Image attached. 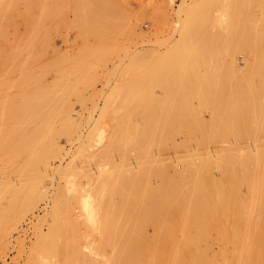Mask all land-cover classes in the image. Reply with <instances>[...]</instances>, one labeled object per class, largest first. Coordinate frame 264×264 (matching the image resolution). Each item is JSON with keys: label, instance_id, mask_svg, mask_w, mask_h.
Returning <instances> with one entry per match:
<instances>
[{"label": "bare ground", "instance_id": "6f19581e", "mask_svg": "<svg viewBox=\"0 0 264 264\" xmlns=\"http://www.w3.org/2000/svg\"><path fill=\"white\" fill-rule=\"evenodd\" d=\"M53 1H55L54 2V4L56 3L57 4V2H58V0H57V2H56V0H51V2H53ZM105 2L106 3V1H107V3H108V1L109 0H59V3H60V5H58V8L57 7H55V5L53 4V3H47V2H45V0H0V40L2 39L5 43L4 44H6V43H8L7 45H8V47H7V52L6 51H4L3 50V47L2 48H0V70L2 69L3 71L5 70L6 71V68H8V70H11L12 71V69H15V68H18V69H20L21 70V68H22V70L26 67V70L24 71V72H22L21 73V78L22 79H20V78H18V80L20 81H18L19 82V84L20 85H22V84H25L26 86L25 87H27V91H24V90H26L25 89V87H23L24 89H23V91H24V93L25 92H27V94L26 95H28L27 97L28 98H26V100H24V102H23V100L22 99H24L23 97H21V99H18L19 101L21 100L22 102L20 103L19 101H17V103H19V104H16V101H11L10 99H12L11 97H20V95L19 94H17L18 96H16V95H14V93H11L12 95L10 96V95H8L7 97H8V101H10L9 103H10V105L12 104V103H14L15 102V105H13L12 104V106H11V108H10V105L9 106H7V109H11V111H10V114H9V112H7L6 110H5V107H1V108H4L3 109V111L5 110V112L7 113V114H9V116H11V118H10V122H12L11 123V127H6L5 126V128H7V130L5 129V130H3L4 129V126H2L3 127V133H2V130H1V132L0 133H2V135H5L6 133H9L8 135H6V137L8 138V136L10 137H12V139H10V138H8V142L7 141H5V146H6V148L10 145V147H8V148H10V150H9V152H8V154L11 152V155L12 156H10V154H9V156H8V158L10 159V157L11 158H13L14 160L16 159V158H18V157H20V156H22L23 158H22V162L20 161V165H16L14 168H13V170H12V174L14 173L16 176H18V178H19V182H20V186L22 187V188H20V189H15V187L13 188V186H11V184L9 183V181L8 180H2V177H1V180H2V183H0L1 185H0V239L5 235V233H6V231H7V228L9 227V225H11V224H13V223H15L16 221H17V216L18 215H20L19 213L20 212H22L23 210H24V208H26V207H28L29 205H30V203L33 201V199L34 198H39L40 196H41V193H42V191H41V193L40 192H38L37 191V188H39V186L38 185H40V187H42L43 188V182L45 181V175L44 174H41L40 172L42 171H46V168H47V165L49 164V159L51 158V157H54V156H56V154L57 153H59V151H60V148H59V146H58V142H57V140H59V139H57V137L58 136H60V135H62V134H65V135H69V133H70V131H71V126H72V123L73 122H69V121H67L68 120V118H69V114H67L68 113V108H69V110L71 109L70 108V106H68V104L66 105V106H64V102L61 104V105H59L58 104V102H57V96H56V93L58 92H60L59 91V89L60 90H64V91H66L65 90V88L67 89V86L65 87L63 84H65V83H62L61 82V84H62V86H61V88L59 87V88H57L58 89V91H56V88H54L53 86L55 85V84H57L58 82H57V79H58V81H60V75L58 76V74H57V76H58V78L57 79H55L56 80V83H55V80L53 81V83H55V84H53V89H55V91L54 90H48V88L47 87H45L44 85H42L41 83L43 82L42 80L44 79H42V75H40L39 73H34L33 72V69L31 68V66L29 65V63H31V61H33L31 58V51H32V49L34 48V47H36V49L38 48L37 46L38 45H40V43L42 44L43 43V41H42V38L41 37H45V38H47L48 37V35H50V31L48 32L47 30L48 29H50V28H47V22H46V20L48 21V19H49V21H52L55 17H53V14L56 16L58 13V15H62L63 16V7L64 8H66V6H68L69 7V9L71 10V11H73L75 14L73 15V14H71V15H73L72 17H74L75 15V17H74V20L73 21H70L69 22V24H68V21L66 22V20L65 21H63V23L65 24V22H66V24L64 25L63 24V26H66L67 24L68 25H70L71 24V22L72 23H74L73 24V26H77L76 28H78V26H81L82 28V30L80 31L81 33H83V34H85V33H87L88 32V30L91 28V32L89 33L88 32V34L90 35H92V33L94 34V36H95V39L96 40H98V43H92V45L91 44H89L90 45V47L88 46V44L87 45H84L83 44V46H84V49H83V47H82V50H80L79 51V53H78V55H77V57H74V56H76V55H70V56H72V57H74V58H72V57H70V56H68V57H66L65 55L66 54H64V56H61V54L60 53H64V52H59V57L57 56L58 54H56L55 55V58H56V56L58 57V58H60V60H58V61H60L61 62V64L64 62V64L67 62V60H65V58L66 59H68L69 60V58H72V59H70V61L72 60V63H70V64H67L68 66L69 65H71L72 66V68H71V72L73 73L74 72V74H76V75H74V77H72L73 79L75 78V76L77 77V80L80 78H82L83 79V77H80V75L79 74H82V73H84L85 71H87L86 72V75H84V74H82V75H84L85 76V78H90V80H92L93 79V74L95 73L93 70L95 69L94 67H97V65L99 66V64H100V62L102 61L103 62V64H104V62H106V61H108L109 62V58L112 56V54L114 53V50L115 49H117L118 47H116L115 45H117V42H116V39H115V41H113V39L114 38H116V34H118V35H120V34H124V35H128L129 36V34H130V32H131V30H132V28L134 29V27L132 26V25H130V23L131 22H129L130 20H129V18H128V16L130 17V15H128L127 16V14H126V12H125V9H124V11L122 10V4L125 2H122V0H121V2H122V4H119L118 5V7L120 8V6H121V10L119 9V11L117 10V6H116V3H115V1H114V3H115V7L113 8V9H111L112 7H110V9L112 10V12L110 11V9H109V7H108V9H107V7H106V5L105 4H103V3H101V2ZM112 1V4L111 3H109V5H113V0H111ZM219 2H222L221 0H218ZM227 0H223V2L225 3ZM238 1V0H237ZM236 1V2H237ZM240 1V0H239ZM250 1V0H249ZM248 1V2H249ZM251 1H253V0H251ZM250 1V2H251ZM261 1V0H260ZM262 1H264V0H262ZM48 2H50V0H48ZM110 2V1H109ZM193 2V1H192ZM219 2H217L216 0H195L194 1V3L193 4H191L190 2H187V3H190V4H187L186 2H185V0L182 2V5L181 6H178L179 8L181 7L182 8V10L185 12L183 15H185V16H183V17H181L182 19L181 20H178L177 21V18L179 19V16L181 15H179L178 17H176V24H175V26H173L174 28L172 29L173 31L170 33L171 35H167V36H169V37H167V39H166V37H165V39H163V40H167V42H165V44H163L165 47L167 46L168 48H165L162 52H160L159 51V47H158V45L157 44H152V45H150V46H147V47H144V48H140V49H137V50H134V51H129L128 50V52L126 53V54H128L127 56L128 57H130L129 59H127V60H131V58L132 59H134V60H137V62H138V58H140L139 60L140 61H142L141 60V58H147V56H152V57H150L149 59H151V58H153L154 60L151 62V60H150V62L151 63H153V62H155V61H160L161 62V60L163 61L164 59L165 60H168V61H170L171 63H173V64H171L170 66V68H171V70L172 71H174V70H176L175 72H178L179 71V73H180V70H182L184 67L186 68H188V69H191V70H195V69H198V68H196V67H194L195 65L194 64H197L195 61H197V59H198V57L199 56H201V55H207L208 57L210 56V58H211V55L210 54H212L213 56L212 57H214V51L215 50H217L218 51V46L217 45H219L218 44V42L220 43V40H218L219 39V37H220V39L222 38V40L224 41H222L221 43V45H223V46H221L222 47V49H224V50H221V48L219 49V51H223L222 53L221 52H217L218 54H220L219 56L221 57V58H223V59H229L228 60V63H231V65L229 64V67H230V71L232 72V70L234 71H236V69L238 68H236V69H234V67H233V60H234V54L236 53V54H238L237 52H235L234 53V51H236L237 49H238V47H239V44L240 43H237L238 41H236V40H239V39H241V36H238V32H239V30H237L236 28H235V25H234V21H235V23L237 22L238 23V21H236V19L238 18V11H237V6H236V4H235V0H232V1H230V0H228L227 2H228V4H227V7H228V12L227 13H225L224 11H222V12H224L225 13V15L227 16V18H226V16L225 15H223L224 13H221V11L220 10H223L224 8L223 7H225V6H223L222 8L223 9H217V10H215V11H217L218 12V10H219V12H220V15L222 14L224 17H221L220 15H219V18L218 19H220L221 18V20H223L222 22H224V19H222V18H225V19H227L226 20V23L224 24V23H222V22H219V20L217 19V17L218 16H216V15H211V9L213 8V10H214V8H215V6H217L218 4L217 3H219ZM226 2V3H227ZM140 3V2H139ZM217 5H216V4ZM238 3V2H237ZM239 3H241V2H239ZM244 3H245V0H244ZM253 3V2H252ZM257 3H259L258 2V0H257ZM262 3V2H261ZM49 4H53V5H51V6H54V12H56L57 14H55L54 12H52L51 13V11H49L52 7H50V9L48 10V8L49 7H47ZM219 4H221V3H219ZM255 4H256V2H255ZM56 5V6H57ZM127 5V4H126ZM129 5V4H128ZM262 5V4H261ZM18 6V10H16V7ZM50 6V5H49ZM183 6V7H182ZM240 6V5H239ZM242 6V5H241ZM245 6V5H244ZM59 7H61V10H59L60 8ZM67 7V8H68ZM73 8V10L71 9V8ZM131 7H133V6H131ZM262 7V6H261ZM10 8V9H9ZM22 8V9H21ZM55 8H57L56 9V11H55ZM116 8V9H115ZM127 8H129V7H127ZM138 8H140L139 6H138ZM242 8V7H241ZM253 8V7H252ZM262 8H264V7H262ZM53 9V8H52ZM130 9V8H129ZM136 9V8H135ZM141 9V8H140ZM258 9H259V7H258ZM113 10H116L117 12H113ZM131 10H133V9H131ZM137 10V9H136ZM158 10V9H157ZM161 10V9H160ZM178 10V9H177ZM181 10V11H182ZM213 10H212V12H213ZM246 10V9H245ZM245 10H244V13H245ZM58 11H60V12H58ZM66 11V10H65ZM68 11V10H67ZM126 11H127V13H129V11L126 9ZM138 11V10H137ZM181 11H177V12H181ZM214 11V12H215ZM240 11V10H239ZM256 11V10H255ZM259 11V10H258ZM62 12V14H60ZM135 12V11H134ZM145 12V11H144ZM216 12V13H217ZM69 13V12H68ZM141 14H139V15H143L142 14V12H140ZM148 13V12H147ZM156 14H158L159 13V11H156L155 12ZM165 13V12H164ZM163 13V14H164ZM252 13H254V10L252 11ZM130 14V13H129ZM131 14H132V12H131ZM166 14V13H165ZM260 14H261V11L259 12V17H260ZM14 15L16 16V15H18L19 17L20 16H22V18H23V23H24V25H25V29L24 28H22V29H24L25 30V34L21 37V38H15V33H14V30L15 29H13V28H15V24H14ZM135 15V13L132 15V16H134ZM146 15V14H145ZM167 15V14H166ZM178 15V14H177ZM242 15V14H241ZM241 15H240V17H241ZM247 15V14H246ZM249 15V14H248ZM256 15H257V13H256ZM255 15V16H256ZM245 16V15H244ZM244 16H242V18L244 17ZM251 16V15H250ZM17 17V16H16ZM60 18H61V16H59ZM59 17L57 16L56 18H57V21L56 22H58V21H60V20H58L59 19ZM65 17V16H64ZM137 17H139V16H137ZM213 17H216L215 18V22H214V20H213ZM252 17V16H251ZM257 17V16H256ZM68 18V17H67ZM245 18H247V17H245ZM262 18H264V15H262L261 16V19ZM52 19V20H51ZM72 19V18H71ZM140 19V18H139ZM216 19H217V21L219 22V23H217L216 22ZM250 19V18H249ZM252 19V18H251ZM63 20V19H62ZM62 20L60 21V22H62ZM257 20V19H256ZM260 20V19H259ZM258 20V21H259ZM262 20H264V19H262ZM242 21V20H241ZM246 21V20H245ZM261 21V20H260ZM56 22H54L55 24H56ZM136 22H138V19H137V21ZM240 22V21H239ZM22 23V24H23ZM59 23V22H58ZM56 24L55 26L56 27H54V28H57V25H58V27H59V25H61V24ZM76 23V24H75ZM215 23H217L218 25L221 23V24H223V25H221V27L223 26L224 27V25H226L224 28H222V29H224V30H226V33L224 34V33H222V35L221 36H217V37H214L213 35L216 33V35H217V32H222V31H217V30H215L214 31V29H209L210 31H212L214 34L213 35H211L212 34V32L211 33H209V31L208 32H206V30H208V27H210V26H212V25H214ZM247 23V22H246ZM45 24H46V28H45ZM49 24V23H48ZM239 24V23H238ZM242 24V23H241ZM252 24V23H251ZM260 22L257 24V27H259L260 25ZM66 26V28L67 27H69V26ZM240 25V24H239ZM239 25H238V27H239ZM250 25V24H249ZM259 25V26H258ZM52 26V25H51ZM135 26V25H134ZM241 26V25H240ZM253 26V25H252ZM261 26H264V25H261ZM260 26V27H261ZM70 27H71V25H70ZM86 27H88V30H86L87 28ZM250 27V26H249ZM254 27V26H253ZM53 28V27H52ZM62 28H65V27H62ZM61 28V29H62ZM84 28V29H83ZM193 28H196L194 31H196V32H194V31H192V32H194V33H192L191 34V32H190V30H192ZM207 28V29H206ZM252 28V27H251ZM255 28V27H254ZM261 28H264V27H261ZM47 29V30H46ZM70 29V28H69ZM243 29H245V27L243 28ZM249 29V28H248ZM255 29H257V28H255ZM44 30V32L46 33V31H47V33H46V35L44 34H42V33H44V32H42ZM52 30V29H51ZM55 30V29H54ZM78 30V29H77ZM83 30L85 31V32H83ZM198 30V31H197ZM236 30H237V33H236ZM247 30V29H246ZM56 31V30H55ZM66 31H67V29H66ZM66 31H64V33L66 32ZM78 31V32H79ZM217 31V32H216ZM249 31V30H248ZM250 31H251V29H250ZM253 31V30H252ZM16 32V31H15ZM52 32V31H51ZM63 32V31H62ZM242 32L243 31H241V34H242ZM254 32V37H253V41L257 44L256 46L258 47V44H260V43H264V29H258V30H254L253 31ZM252 32V33H253ZM56 33V32H55ZM61 33V32H60ZM175 33V34H174ZM246 33V32H245ZM16 34H17V32H16ZM52 34V33H51ZM53 34H54V32H53ZM59 34V33H58ZM67 34V33H66ZM76 34V33H75ZM80 34V33H79ZM83 34H80V35H82L83 36ZM133 34H136L135 32L133 33ZM221 33H219V35H220ZM224 34V35H223ZM236 34H237V36H238V38L239 39H237V37H236ZM21 35V34H20ZM63 35V34H62ZM87 35V34H86ZM111 35H114V38L112 39V41L114 42V43H116L115 45L114 44H112V45H106V44H108L109 43V40L112 38L111 37ZM117 35V36H118ZM215 35V36H216ZM18 36V35H17ZM50 36H52V35H50ZM50 36H49V39H50ZM94 36H92V38L94 37ZM134 36V35H133ZM133 36H131L130 35V37H131V39H132V37ZM253 36V35H252ZM85 37H87V39H88V36H85ZM111 37V38H110ZM120 37V36H119ZM126 38H127V36H125ZM129 37V38H130ZM245 37H246V34H245ZM249 37V36H248ZM67 38V37H66ZM108 38H109V40H108ZM124 38V37H123ZM128 38V40H131V39H129ZM164 38V37H163ZM215 38H218V39H216L217 40V43H216V40H215ZM250 38V37H249ZM120 39V38H119ZM206 39V40H205ZM42 42H41V41ZM47 40V39H46ZM82 40V39H81ZM104 41V40H108V43L107 42H103V43H101V41ZM127 39L126 40H124V43H120V46H121V44L124 46V44H125V46L124 47H126V42L128 41ZM162 40V41H163ZM195 40V41H194ZM242 40H245V38L244 39H242ZM249 40V39H248ZM248 40H246L247 42H248ZM2 41V42H3ZM40 41V42H39ZM48 41V40H47ZM88 41H90L89 39H88ZM86 42V43H89V42ZM132 41H133V39H132ZM132 41H131V43H132ZM160 41V40H159ZM252 41V42H253ZM46 42V41H45ZM111 42V41H110ZM112 42V43H113ZM48 42H46V44H47ZM82 43V42H81ZM85 43V44H86ZM128 43V42H127ZM156 43H158V41L156 42ZM251 43V42H250ZM0 44H2V43H0ZM38 44V45H37ZM45 44V45H46ZM110 44V43H109ZM242 44V43H241ZM248 44V43H247ZM3 45V44H2ZM6 45V46H7ZM37 45V46H36ZM43 45H44V43H43ZM43 45H40V47L42 48V46ZM82 45V44H81ZM114 45V46H113ZM243 46H244V44H242ZM253 45H255V44H253ZM109 46V48L106 50V48ZM163 46V47H164ZM220 46V45H219ZM243 46H241V48L243 47ZM247 46V45H246ZM261 46H264V45H261ZM111 47H114L113 48V50H112V48ZM116 47V48H115ZM129 47V46H128ZM254 47V46H253ZM260 47V46H259ZM110 48H111V50L113 51L112 52V54H110V53H107L108 55H110V57H108V59L105 57V55H106V52L109 50L110 51ZM122 48V47H121ZM130 48V47H129ZM250 48H252L251 47V45H250ZM249 48V49H250ZM28 49V53H27V50ZM31 49V50H30ZM36 49L34 48L33 50L34 51H36ZM125 49V48H124ZM124 49L122 50V49H120L119 48V50H122L123 52H124ZM248 49V48H247ZM26 51V53L29 55V56H27V54H25V57L27 56V58H24V61H20V60H22L23 58H22V51ZM73 50V49H72ZM118 50V49H117ZM117 50H116V54L118 53L117 52ZM243 50H244V48H243ZM255 50V49H254ZM257 50V49H256ZM259 50H264V47H261V49L259 48ZM258 50V51H259ZM2 51H4V52H6V53H4V52H2ZM238 51V50H237ZM250 51V50H249ZM37 52V51H36ZM35 52V53H36ZM203 52L205 53V54H203ZM246 52V51H245ZM251 52H252V50H251ZM25 53V52H24ZM38 53V52H37ZM40 53V52H39ZM58 53V52H57ZM120 53V52H119ZM216 53V51H215V55L217 54ZM262 53H264V51H262ZM20 54H21V56H20ZM242 54V53H241ZM246 54H248L247 52H246ZM254 54L256 55V53H255V51H254ZM24 55V54H23ZM39 55V54H38ZM113 55H115V54H113ZM118 55V54H117ZM117 55H115V57L117 56ZM243 55V54H242ZM250 55V53L247 55V56H249ZM255 55H253V53H252V56L254 57ZM18 56H20V60L18 61H16V57H18ZM32 56H33V59H34V57H35V59L36 58H38V57H36L35 55H33L32 54ZM120 56V55H119ZM251 56V57H252ZM257 56V55H256ZM89 57V59H87ZM105 57V58H104ZM113 57V56H112ZM124 57H125V55H124ZM127 57V58H128ZM197 57V59L195 60V58ZM219 57V58H220ZM54 58V59H55ZM193 58H194V60H193ZM201 58V57H200ZM205 58V57H204ZM203 57L201 58V61H202V59H204ZM207 58V57H206ZM204 59L203 61L204 62H207L208 63V60H209V58H207V59ZM220 58V59H221ZM17 59H19V58H17ZM41 59V58H40ZM104 59H105V61H104ZM111 59V58H110ZM192 59V60H191ZM217 59V58H216ZM220 59H218V60H220ZM246 59H248V58H246ZM2 60H4V61H2ZM5 60H7V67L4 65L5 64ZM51 60V59H50ZM57 60L55 59V61L53 60V62H54V66H55V63L57 62ZM64 60V61H63ZM120 60H121V58H120ZM119 60V61H120ZM146 61L148 60V59H145ZM189 60V61H188ZM207 60V61H206ZM213 60V59H212ZM214 60H215V58H214ZM241 60V59H240ZM66 61V62H65ZM89 61V62H88ZM132 61V60H131ZM139 61V62H140ZM146 61L144 62L145 64H143V65H146L145 66V68L146 69H148V67H150L151 65H153V64H151V63H146ZM149 61V60H148ZM186 61H188L189 63H187ZM198 63H200L201 64V61H200V59H198ZM202 61V62H203ZM227 61V60H226ZM259 61H261V60H259ZM49 61H47L46 62V64L48 63ZM51 62V61H50ZM49 62V63H50ZM53 62H51V63H53ZM101 62V63H102ZM113 62V61H112ZM118 62V61H117ZM192 62H194V63H192ZM203 62V63H204ZM220 62H221V60H220ZM225 62V61H224ZM235 62V61H234ZM246 61L244 60V63H245ZM4 63V64H3ZM22 63H24V64H27L28 63V68H27V65L25 66L24 64H22ZM93 64V65H95L94 67H93V65L91 66V64ZM119 63V62H118ZM126 63V62H125ZM142 63H143V61L141 62V64L140 65H142ZM159 62H157L156 64L157 65H155V68H159L158 66H160L159 64H158ZM185 63H187L185 66L183 65V64H185ZM190 63H191V65H190ZM210 63H212L210 60H209V64ZM255 63V62H254ZM260 63V62H259ZM2 64L6 67H4V66H2ZM44 64H45V62H44ZM64 64H62L61 66H60V63H56V65H57V67H59V71H58V69L56 70V68H55V72L57 73H62V71H64L65 69L64 68H66L65 67V65ZM111 64V63H110ZM128 64V63H127ZM138 64L139 63H137V66H138ZM190 65V66H192V67H188L187 65ZM205 65H206V63H204ZM221 64H223V63H221ZM247 64V62L245 63V65ZM256 64V63H255ZM258 64V63H257ZM256 64V65H257ZM260 64H262V63H260ZM21 65H24V68H23V66H20ZM38 65H40V64H37L36 66H37V68H39L38 67ZM53 65H51V67H53L54 68V66ZM59 65V66H58ZM64 65V66H63ZM122 65V64H121ZM125 65V64H124ZM123 65V66H124ZM148 65V66H147ZM150 65V66H149ZM181 65H183V67L181 66ZM203 65V64H202ZM215 65V64H214ZM249 65V64H248ZM252 64H250V66H251ZM1 66L2 67H4V68H1ZM35 66V65H34ZM43 66V65H42ZM46 67H47V65H45ZM113 66H115V65H113ZM174 66V67H173ZM197 66V65H196ZM200 65H198L197 67H199ZM208 66V65H207ZM255 66V65H254ZM33 67V66H32ZM60 67H62V68H60ZM92 67H93V70H92V72H93V74L92 73H88V70H90V69H92ZM124 67H126V66H124ZM140 67V66H139ZM165 67H167L168 68V66H165ZM195 69H194V68ZM209 67H210V65H209ZM219 65H218V69H219ZM232 67V68H231ZM32 69V71H31V69ZM48 68V67H47ZM69 68V69H70ZM103 67H98V69H102ZM109 68V67H108ZM111 68H115V67H111ZM142 68H143V66L141 67V68H139V70L140 71H142L143 73H140V74H138V75H140V78H141V80L142 81H139L140 83V85H138V86H136V84H134L135 86H133V85H130V86H133V88L131 89V91H133V90H138L139 89V87H141V86H143V87H146V86H144V85H147L146 83L145 84H141V83H143L144 82V80L143 79H146L147 77H149V76H151L149 79L150 80H152V79H154V78H156V81H150L149 82V84L151 83V82H153L152 83V85H149V87H148V85H147V87H148V89H146V91L144 90V92H146L147 93V91H149V88H153L154 89V86L156 85V83H157V81L159 80V84H160V82H162V81H160V80H162V76H161V74L159 73V72H161L160 71V69H159V72H157V73H155V71L154 72H151L153 69L155 70V68L154 67H151V69L149 68V70H151L149 73H152V74H154V77L152 76V74H149V75H147L148 74V71L146 70V69H144L145 71H143L142 70ZM216 68V67H215ZM262 68V67H261ZM17 69V70H18ZM41 69V67L39 68V70ZM110 69V68H109ZM124 69V68H123ZM203 69V68H202ZM208 69V68H207ZM211 69H212V67H211ZM229 69V68H228ZM257 69V68H256ZM7 70V73L8 72H10V71H8ZM38 70V71H39ZM49 70V69H48ZM82 70L84 71V72H82ZM139 70L136 68V71H137V73H139ZM163 70V69H162ZM185 70H186V72H185ZM216 70V69H215ZM222 70V68L220 69V71ZM237 70H239V68L237 69ZM247 70H249V69H247ZM253 70H255V68L253 69ZM258 70V69H257ZM37 71V72H38ZM44 71H45V69H44ZM54 71V70H53ZM112 71V70H111ZM118 71V70H117ZM171 71V72H172ZM197 71V70H196ZM219 71V72H220ZM225 72H226V70H224ZM239 71H243V70H239ZM250 71V70H249ZM252 71V70H251ZM13 72V71H12ZM15 72V71H14ZM13 72V73H14ZM36 72V71H35ZM40 72H42V71H40ZM67 72V73H66ZM66 72H63V73H66L67 75L69 74V75H71L70 73H69V71L67 70ZM76 72V73H75ZM80 72V73H79ZM82 72V73H81ZM101 72V71H100ZM106 72H108L107 70H106ZM114 72V71H113ZM126 72H128V71H126ZM145 72H147V74L145 73ZM181 72H183V73H181V74H184V73H186V74H189L188 73V70L187 69H184L183 71H181ZM194 72V71H193ZM201 72V71H200ZM199 72V73H200ZM207 72V71H206ZM215 72V71H214ZM247 72V71H246ZM252 72H256V70L255 71H252ZM11 73V72H10ZM10 73H8V74H10ZM45 73V72H44ZM61 74V76L64 78L65 76H63V75H65V74ZM92 77H90L88 74ZM120 73V72H119ZM125 73V72H124ZM198 73V74H199ZM204 73V72H203ZM203 73L201 74V76L203 75ZM208 73V72H207ZM210 73H213V72H210ZM216 73V72H215ZM223 73V72H222ZM234 73V72H233ZM238 73V72H237ZM243 73V72H242ZM0 74H1V72H0ZM19 74V73H18ZM111 74H112V72H111ZM126 74V73H125ZM143 74H146V75H143ZM186 74H184V75H180V74H178V73H171V76H179L180 75V77L181 76H183V77H181V79L182 78H185L187 81L186 82H184L185 80H183V82H182V80L180 79V81L178 80V76H177V82H176V80H175V83H173V81L174 80H171V79H173V78H176V77H171V81H172V87L173 88H171L172 90L171 91H174V92H178L177 93V95H181V96H177V98H178V100H177V102L179 101H181L182 102V104H184V105H180V106H182V108L179 106V104L181 103H179V104H177V102L175 101L176 99H175V97H174V99H173V96H174V94H171L172 92L171 91H169L168 89L170 88V81H168L169 79H165L166 81H168L167 83H168V85L169 86H158L159 84H157L155 87H159V89L161 88L162 89V93H161V95L163 96V94H164V96L166 95L167 96V94H165V92L167 91V93H170L169 95H171V96H165L166 98H167V100H169L168 102L166 101H164L165 103H169L170 102V97H171V99H173L172 101H174V102H176V103H174V102H170L171 103V106L173 105V104H176L175 106H176V108H177V110H176V112L177 111H180L179 109H178V107L177 106H179V108L180 109H185V108H187V109H193L194 110V108H196V107H192V103H191V101L189 102V101H187V100H185V98L184 97H182L183 95L182 94H180L179 92H181V93H183V92H185V93H188V94H186L187 96L188 95H190V96H188L189 97V100L190 99H193L192 98V93H193V90H192V93H189V90H190V88H189V90H186V89H188L186 86H187V84L186 83H189V79H188V77H186V76H188V75H186ZM199 74V75H200ZM217 74H218V71H217ZM213 75V74H210V75H213V77L214 78H216L217 76H219V79H220V74H218V75ZM230 74V73H229ZM234 74H236V73H234ZM238 74H240V73H238ZM244 74V73H243ZM251 74V73H250ZM249 74V75H250ZM253 74V73H252ZM260 74H261V72H260ZM66 75V76H67ZM78 75H79V78H78ZM81 75V76H82ZM93 75V76H92ZM196 75V74H195ZM194 75V77H196ZM204 75H206V74H204ZM228 75V74H227ZM230 75H232V74H230ZM248 75V76H249ZM255 75V74H254ZM262 75H264V74H262ZM4 74L2 73V75L0 76V77H2V79H4ZM12 76V75H11ZM87 76V77H86ZM109 76H110V74H109ZM113 76V75H112ZM145 77V78H143L142 79V77ZM158 76H160L159 77V79H157V77ZM208 76V75H207ZM222 76H224L223 74H222ZM222 76H221V79H222ZM237 76V75H236ZM239 76V75H238ZM241 76V75H240ZM247 76V77H248ZM257 76V75H256ZM61 77V78H62ZM69 76H67L66 78H68ZM204 77V76H203ZM203 77L201 78V81L203 80V82L205 81V79H206V77H205V79H203ZM225 77V76H224ZM223 77V78H224ZM244 77H245V75H244ZM250 77V76H249ZM255 77V76H254ZM262 78H264V76H261ZM8 78H12V77H8ZM7 77H6V80L4 81V80H2L1 78H0V86L1 85H4L3 83L5 82H7V81H9L10 83H11V85H13V83L10 81V79H8ZM108 78V77H107ZM125 78V77H124ZM124 78H123V80H124ZM161 78V79H160ZM169 78V77H168ZM210 78V76L208 77V79ZM214 78H213V81H215L216 83H217V81H218V77L214 80ZM228 78V77H227ZM230 78V77H229ZM238 78H240V81H241V77H238ZM253 78V77H252ZM70 78H68V81H70V85L72 86V89L75 87L76 88V85H78V84H80L81 83V85L83 84V82H79V83H76V81H74L75 83H73V84H71V82H73V80L71 81V80H69ZM76 79V78H75ZM129 79V78H128ZM133 79V78H132ZM199 80V78H198V76H197V78H195V80ZM221 79H220V81H221ZM11 80H13V78L11 79ZM83 80H85V79H83ZM140 80V79H139ZM222 80H224V79H222ZM228 80H230V79H227V81ZM233 80H235V79H233ZM242 80H244V79H242ZM245 80H246V78H245ZM61 81H64V80H61ZM80 81V80H79ZM82 81V80H81ZM87 81V83H88V80H86ZM93 81V80H92ZM125 81V80H124ZM128 81V80H127ZM145 81H148L147 79L145 80ZM220 81H218V83L220 82ZM225 81V80H224ZM237 81V80H236ZM8 82V83H9ZM91 82V81H90ZM88 83L86 86L88 87L91 83ZM95 82V81H94ZM129 82V81H128ZM127 82V83H128ZM131 82V81H130ZM129 82V83H130ZM134 82V81H133ZM179 82L181 83V84H179ZM203 82H201L200 83V80H199V84L198 85H202V83ZM205 82H208V83H210L207 79H206V81ZM215 82H214V85H215ZM244 82V81H243ZM247 82V81H246ZM132 83V82H131ZM183 83H185V84H183ZM217 83V84H218ZM224 83H226L225 84V86L226 85H228V84H230V83H228V82H224ZM241 83V82H240ZM248 83H250V81L248 82ZM248 83H247V85H248ZM253 83V82H252ZM261 83V82H260ZM14 84H16V82L14 83ZM32 84V86H30ZM38 84H40V85H42V86H44L45 88H42V86L41 87H38L39 85ZM75 84V85H74ZM117 84H119V83H117ZM123 84H125V83H123ZM122 84V85H123ZM175 86H174V85ZM185 85V86H183V85ZM205 84V83H204ZM204 84L202 85V87H204ZM212 84V85H211ZM211 84H205V86L207 85H210V87H211V89H213L214 88V86H213V82H211ZM223 83L221 82V84L219 83V85H220V89L222 88L221 87V85H222ZM237 86V88L236 87H232V86H230L231 88H233L232 90H236V93L238 92V91H240V90H238L239 89V86L241 85V84H239L238 85V83H235ZM235 84H233V85H235ZM242 84H244V83H242ZM19 85V86H20ZM38 85V86H37ZM84 84H83V86H85ZM121 85V86H122ZM126 85V84H125ZM122 86V87H126V86ZM160 85H162V84H160ZM177 85V86H176ZM189 85V84H188ZM197 85V86H198ZM219 85H217L218 87H219ZM231 85V84H230ZM251 85V84H250ZM8 86V85H7ZM70 86V87H71ZM116 86V85H115ZM119 86V85H118ZM120 86V87H121ZM130 86L129 87H127V88H129L130 89ZM153 86V87H152ZM183 86V88L181 89L180 87H182ZM194 86V85H193ZM199 86V87H200ZM213 86V87H212ZM224 86V84H223V87H225ZM242 86V85H241ZM246 86V85H245ZM259 86V85H258ZM18 87V86H17ZM21 87V86H20ZM65 87V88H64ZM119 87V88H120ZM121 87V88H122ZM134 87H137V89H135ZM143 87H141L142 89H139V91L141 92V90H142V93H144L143 92ZM167 88L166 90H163V89H165V88ZM186 87V88H185ZM198 87V89H200V90H202L203 88L202 87H200L199 88ZM209 87V86H208ZM209 87V88H210ZM218 87L217 88H215V89H213V91L215 92V90L216 89H218ZM229 87V89L231 90V88ZM42 88V89H41ZM51 87H49V89H50ZM73 89V91H72V93L74 92V91H76V89ZM81 88V87H80ZM123 88V91L125 90L126 92L129 90H126V89H124ZM176 90H175V89ZM180 88V89H179ZM228 88V86L227 87H225V88H222V92H223V89H226V90H229V89H227ZM236 88V89H235ZM257 88V87H256ZM259 88V87H258ZM261 88V87H260ZM0 89H2V87L0 88ZM19 89V91H22V90H20V89H22V88H18ZM52 89V88H51ZM85 89H86V87H85ZM153 89H151V90H153ZM177 89H179V91H177ZM197 89V90H198ZM205 89V88H204ZM203 89V90H204ZM211 89L208 91V89H205V93H206V96L209 94H207V91L208 92H210L211 91ZM241 90H242V87L240 88ZM243 89H245V88H243ZM2 90H4V89H2ZM120 91H121V95H123L122 93V89H119ZM150 90V91H151ZM182 90H185V91H183L182 92ZM207 90V91H206ZM248 90V89H247ZM250 90V89H249ZM1 91V90H0ZM78 92H74L75 93V96H76V93H78L77 94V97L81 94V93H79V92H81V91H79V90H77ZM95 91V90H94ZM120 91H118V92H120ZM124 91V92H125ZM163 91H165V92H163ZM187 91V92H186ZM191 91V90H190ZM213 91H211V92H213ZM258 91L259 92H261L259 89H258ZM4 93L6 92L5 90L3 91ZM54 92V93H53ZM83 92V91H82ZM125 92V93H126ZM136 92V91H135ZM152 92V91H151ZM151 92H149V93H151ZM200 94H201V92L200 91H198ZM211 92H210V94H211ZM224 92H226L225 90H224ZM233 92V91H232ZM231 91L229 92L228 91V93H232ZM241 93H243L242 91H240ZM245 93L247 92V91H244ZM254 92V91H253ZM253 92H251L252 94H253ZM262 92H264V91H262ZM261 92V93H262ZM63 93V96L61 95V97H60V100H61V98H62V101H64V92L63 91H61V93L60 94H62ZM67 93V96H69V95H71L72 93H69V92H66ZM73 93V94H74ZM85 93V92H84ZM91 93V92H90ZM114 93H115V91H114ZM128 93H130V91H128ZM132 93V92H131ZM131 93H130V97H128V98H126V99H128V101L125 99V97H127V96H129V94L128 95H125V97L124 98H121V95L119 96V94H118V96L120 97V101H121V99H122V102H125V101H127L128 103H130V101L132 100H130L129 98H133L132 96L134 95L135 96V93L134 94H132V96H131ZM142 93H140V94H142ZM175 93V94H176ZM195 93V92H194ZM194 93H193V95H194ZM203 93H204V91H203ZM204 93V94H205ZM215 93H221L220 92V90H219V92H215ZM227 92H226V94H228ZM244 93V95H246ZM247 93H250V92H247ZM250 93V94H251ZM260 93V94H261ZM1 94V93H0ZM3 94V93H2ZM60 94H59V96H60ZM69 94V95H68ZM72 94V95H73ZM94 94V93H93ZM92 94V95H93ZM139 94V93H138ZM209 94V95H210ZM229 94V95H230ZM238 94V93H237ZM7 95V94H6ZM66 95V94H65ZM95 95H96V93H95ZM94 95V96H95ZM111 95H113L112 93H111ZM148 95V96H147ZM147 95H143L144 97H142L144 100L146 99V100H151V102H152V104H155L154 106H153V109H155V110H153L152 109V107H148L147 106V102H141V106H143L142 108L143 109H145V110H142V109H138V111H136L137 110V108H140V107H137L136 109L133 107V109H135V110H131V112L132 111H134V112H137V113H134V114H136V116H137V114H138V116H139V114H140V112L141 111H144V112H141V113H148L147 114V116H145L146 114H142L143 116H139V118H140V121L141 122H137V123H143V125H145L146 124V122H148L147 124H148V126H140V128L142 127V130H143V128L144 129H148V127H150L148 130H149V132H147L146 130H143L141 133H139V132H136V131H134L135 129H136V127H137V124H136V126L134 125V122L133 121H131V119H130V117H131V115H132V113H130L131 115L129 116V118L127 119L126 118V112L125 111H127V113H128V110L130 111V109H126L125 110V108L124 107H119L120 108V111L122 110V108H124L122 111H123V116L125 117V121L127 122L129 119H130V122H127V123H133V125L135 126V129L133 128V130H131V131H124V134H125V132H130L129 133V135H133V139H137L136 137H138V136H140L139 134H142L140 137H142L144 134H145V132H146V134H147V136H149V137H147L148 139H146L145 137H146V134H145V137L143 136L142 138H140V137H138V142H136L135 141V143L134 142H132L133 144L131 145V146H135V145H137V148H138V150L136 149V151L137 152H139V153H137V154H135V156H137L138 154V156H140V160H139V158H137L138 160H135V161H137V164H136V166H137V168H135V170H132V169H134V167H136V166H134V167H132L131 166V168H130V165L131 164H129V163H127V164H129V166L128 167H126L127 166V164H126V166L123 164L124 162V158H123V161H122V163H121V165L119 166V163H118V166H117V164H116V166L115 165H111V164H109V165H111V167H106V168H102V169H100L99 171H98V177H99V186L97 187V185H98V183H97V185H96V187L97 188H95V189H92L93 190V192L92 193H89V192H86L85 194H84V191L82 190L81 192L78 190V188H77V186L79 185V184H81V183H79V184H77L76 182H75V178L78 176L77 175V173H76V171L74 172V169L75 168H73V167H70V169H68V172L66 173L67 175H68V173H69V176H70V173H71V177H72V179H68L69 180V191L71 190L72 191V195L70 194H66V192L65 191H63V189H62V187L65 185H63L62 187H61V185L60 184H57L56 186H55V189H54V199H53V201H52V209H51V215H52V224L50 225V227H49V229H48V235H47V237H45V236H40V240H38V244H37V247L40 249V253H42L41 255H42V257L43 258H45L46 260H47V262H48V264H62V263H65L64 261H65V259L70 255V256H74L75 257V254L76 255H78L77 254V252H78V250L79 249H77V248H75V247H78V243H77V240L75 239V238H78V237H81V236H83V237H85L81 232V229H82V225H81V223L83 222L82 220H80L79 219V214H78V210H77V212L75 211V208L78 206V205H80V207L78 208L79 210H80V212L82 213H85L84 214V216H85V218H84V222L85 221H87L88 223H90L91 225H92V227H94V228H96L97 229V231H99V233H100V235H99V237L98 238H96V239H94L93 241H92V243H90V245H91V247H90V249L92 250V248L96 251V253H97V261H98V258H99V261H103V262H106V264H256V262L258 261V260H256L257 258H255L254 257V247H255V244H256V241L257 240H260V242H261V240L262 241H264V234H262L260 237L259 236H254V232H252V234H248L247 235V233L249 232V230L247 231V230H245L244 228H246V229H249V228H247V227H244L242 224L243 223H245L244 225L245 226H247V224L248 223H250L253 219H254V215L252 216V215H250V216H252V217H250V219L249 218H247L246 219V221H248V223H246V221H241V222H243L242 224H240L241 226H243V227H241V229H238V227H240V225L239 226H237V227H234V225L235 224H233V227H232V229L231 228H229V227H231L232 225H231V221H233V220H230V225L229 224H226L227 223V219H228V221H229V219L232 217L231 215H233V216H235V215H238L239 213H237L238 211L239 212H241L240 210H235V208H234V206H238V203L240 204H242L241 205V207L244 205V203L246 202H248V201H250V203L251 202H253L254 203V205H253V203H251V205H248V207L250 208V209H252L251 207L252 206H254V208L256 207V206H258V204L256 205L255 203H259L260 202V204H262L261 203V201H262V198H264V186H262V185H264V184H262V182H261V184L259 183L260 181H262L261 180V174H264V171H262V173L261 174H259L260 172H261V170L259 171V173L257 172L256 173V178L258 177V179H260L259 180V184L255 181V176L253 175V177L255 178V179H253V181H255V182H253V184H252V178H250L249 179V181H251V185H249L248 184V182L246 183V181H244V183H245V186L247 185L248 187V192H250V196L248 195V194H246V196H248V197H245L243 200L241 199V197H240V195H239V191L237 190V185H235V186H232V184H234V183H232L231 181H232V179L234 178L235 179V177H237V178H239L238 179V181L240 180V177L243 175V176H245V178L247 177V174H248V169H249V167H245V170L243 171V170H241V167L239 168V170H241L242 171V173H241V171L239 172L238 171V176H240V177H238L237 175H236V171L234 170V172H235V175L234 174H232V172H233V168L231 169V166H229L230 167V171L232 170V172H230L231 174H229V175H232V179H231V176H229L228 178H229V180H231V181H229L227 178H226V180H228L229 182H228V184H226L227 183V181H225V179H222V178H220V177H211L210 176V173H212L211 171H212V169H211V171H210V173H209V171H207V170H205V168L204 167H206V165H207V167L209 168V166L211 165V163H210V165L208 166V164L206 163V161H209L207 158L208 157H206V161L204 160L202 163H200V164H202V165H199V166H193L192 165V163H194L195 162V160H194V162H187V161H190V157H188V156H186V155H189V154H183V155H181L182 157H183V159L182 158H180V157H178L179 159H177V160H174V161H177V163H179V161L178 160H182L181 162H180V164L181 163H183L180 167H181V169L179 168H177L176 166V163H175V165L176 166H174V165H172V163L170 164V163H164L163 161V159L164 158H162V157H160L162 160H159L160 158H159V156L158 157H155L154 156V159L153 158H150L148 155H150V156H152V153L154 152H156V151H159L158 149L157 150H149V151H146V150H148L149 148L151 149V147H154V144H159L158 146L159 147H161L160 145H162V144H164V145H162V147L163 146H165V143H163V142H165V139L164 140H162V142L159 140V138H161L160 136H167L168 134L164 131V133H163V135H159V134H161L162 133V131H158V129L156 130V126H154V123H155V125H156V121H158V116H157V114L156 113H158L157 111H159L158 109H160L161 107L159 106V104H160V100L159 99H151V96H150V94H147ZM157 98H159L158 96H161V95H156V94H154ZM208 95V96H209ZM211 95H213V94H211ZM210 95V96H211ZM220 95H225V94H223V93H221V94H219V95H217V94H215V98H216V100H215V98L212 96V99H211V97H210V100H212V102H214L215 101V103H212L214 106H212L211 104H210V102H208V104H209V106H211V107H213V108H210L209 106H208V109H213V111H215L216 109L219 111L220 110V108L222 107V105L224 104V99H222V98H224V97H222V96H220ZM232 95V94H231ZM230 95V96H231ZM255 95V94H254ZM3 96V95H2ZM66 96V99L68 98ZM85 95H81V97H78V99L79 98H81V99H79L80 100V102H82L81 100L83 99V97H84ZM88 96V95H87ZM86 96V97H87ZM195 96V95H194ZM196 96H199L198 95V93H197V95ZM195 96V99H193V100H196V99H198L200 102H198L197 100V102L198 103H201L202 102V100L201 99H199L201 96H199L198 98ZM206 96L204 95H202V97H203V102L205 101V99H206ZM207 96V97H208ZM216 96H220V97H218L219 99H220V101L219 100H217V97ZM234 96H236V95H234ZM233 96V97H234ZM240 96H241V94H240ZM246 96H248V95H246ZM4 97V96H3ZM70 97V96H69ZM74 97V96H73ZM86 97H85V100H86ZM117 97V96H116ZM118 97V98H119ZM137 97H139V96H137ZM150 97V98H149ZM179 97H182V98H179ZM201 97V98H202ZM205 97V98H204ZM237 97V96H236ZM250 97V96H249ZM252 97V96H251ZM75 98V97H74ZM89 98V97H88ZM106 98V97H105ZM112 98H114L113 96H112ZM111 98V99H112ZM142 98H140V99H142ZM148 98V99H147ZM183 98H184V101H183ZM209 98V97H208ZM207 98V99H208ZM241 98V97H240ZM243 98V97H242ZM241 98V99H242ZM65 99V100H66ZM77 99V98H76ZM90 99V98H89ZM109 99V98H108ZM107 99V100H108ZM111 99H110V101H111ZM134 101L135 102H137V99L134 97ZM140 99H138V101H140ZM187 99V98H186ZM206 99V100H207ZM213 99H214V101H213ZM221 99L223 100V103H222V101H221ZM236 99V98H235ZM238 99H239V96H238ZM241 99H240V102H241ZM246 99H248V97L246 98ZM246 99H244V100H246ZM260 99H261V97H260ZM12 100H14V99H12ZM16 100V99H15ZM59 100V99H58ZM117 100V99H116ZM124 100V101H123ZM157 100H159L158 101V103L159 104H157V102H154V101H157ZM209 100V99H208ZM262 100V99H261ZM4 101H5V98H4ZM6 101H7V98H6ZM69 101V100H68ZM70 101H72V100H70ZM104 101H105V99H104ZM133 101V100H132ZM142 101V100H141ZM216 101H219V108L218 107H216L217 106V103H216ZM239 101V100H238ZM252 101H253V99H252ZM254 101H257V100H254ZM253 101V102H254ZM84 102V101H83ZM112 102V101H111ZM151 102H150V106L152 105L151 104ZM187 102H189V103H191V105L189 104V103H187ZM196 102V103H197ZM228 102V101H227ZM246 102V101H245ZM260 102V101H259ZM3 103V102H2ZM23 103H24V105H23ZM71 104V106H72V104L74 105V103H72V102H70ZM126 103V102H125ZM185 103L188 105L189 104V106H186L185 105ZM195 103V104H196ZM205 103V102H204ZM232 103V102H231ZM65 104H66V101H65ZM118 104V103H117ZM134 103H132V104H129L130 106L131 105H133ZM137 104L139 105V102H137ZM144 104V105H143ZM201 104H203V103H201ZM206 104V103H205ZM225 104H227L226 102H225ZM244 104V103H243ZM243 104H240L239 103V106L238 107H240V105H241V107H245L246 108V106H245V104H244V106H242ZM249 104H251V103H249ZM6 105V104H5ZM17 105H19L20 106V108H18V106ZM104 105V104H103ZM102 105V106H103ZM116 105V104H115ZM136 104H134V106H135ZM170 105V104H169ZM204 105V104H203ZM202 105V106H203ZM207 105V104H206ZM221 105V106H220ZM230 104H228V106H229ZM246 105H247V103H246ZM254 105V104H253ZM258 105H259V103H258ZM262 105V104H261ZM13 106H17L16 108H14ZM119 106H120V104H119ZM124 106L126 107V105L124 104ZM146 106V107H145ZM159 107V108H157V107ZM196 106L197 107H199L200 105H198V104H196ZM231 106H232V104H231ZM248 106V105H247ZM13 107V108H12ZM68 107V108H67ZM85 107V106H84ZM104 107V106H103ZM102 107V108H103ZM132 107V106H131ZM145 107V108H144ZM147 107H148V109H147ZM183 107H185V108H183ZM201 107V106H200ZM216 109H215V108ZM225 107V106H224ZM249 107H251V106H249ZM107 108H108V103H107ZM110 108V107H109ZM112 108V107H111ZM118 108V107H117ZM151 108V109H150ZM157 108V109H156ZM173 108H174V105H173ZM202 108V107H201ZM204 108H205V105H204ZM225 108H228V107H225ZM224 108V109H225ZM244 108V109H245ZM254 109H255V106L253 107ZM260 108V107H259ZM104 109V108H103ZM116 109V108H115ZM150 109V110H149ZM203 109V108H202ZM206 109H207V107H206ZM207 109V110H208ZM215 109V110H214ZM243 109V108H242ZM249 109V108H248ZM247 109V111L246 112H248V113H251L249 110ZM251 109V108H250ZM262 109V108H261ZM73 110V109H72ZM71 110V111H72ZM147 110H149V111H147ZM167 110V109H166ZM193 110H190V111H193ZM204 110V109H203ZM210 110V111H211ZM246 110V109H245ZM245 110H243V111H245ZM253 110V109H252ZM3 111L2 110H0V112L2 113V114H5V112L3 113ZM13 111V112H12ZM114 111V110H113ZM112 111V112H113ZM119 111V110H118ZM120 111H119V113H120ZM153 111H155V113L153 112ZM163 111H164V109H163ZM202 111V110H201ZM205 111V110H204ZM217 111V112H218ZM221 112H220V115H222L223 113H222V108H221V110H220ZM228 111H229V108H228ZM260 111V110H259ZM89 112V111H88ZM104 113H106V111L104 110L103 111ZM102 112V113H103ZM150 112H152V113H154V114H150ZM165 112V111H164ZM164 112H162V113H164ZM168 112H170V113H172L171 112V110H168ZM168 112H166V114H169L170 115V113H168ZM180 112H183V111H180ZM180 112H177V114L178 115H180V114H182V113H180ZM193 112H195V111H193ZM192 112V113H193ZM212 112V111H211ZM230 112V111H229ZM234 112V111H233ZM245 112V113H246ZM0 113V114H1ZM11 113H13L12 115H11ZM103 113V114H104ZM114 113H115V111H114ZM113 113V114H114ZM117 113V112H116ZM118 113V114H119ZM159 113H160V111H159ZM158 113V114H159ZM198 113V112H197ZM219 113V112H218ZM222 113V114H221ZM224 113H226V112H224ZM239 113H240V110H239ZM252 113H254L255 114V112H252ZM258 113V112H257ZM260 113V112H259ZM262 113V112H261ZM77 114V113H76ZM110 114H112V113H110ZM190 114L191 113H189V116H190ZM231 113H229V115H230ZM71 115V114H70ZM117 115V114H116ZM120 115V114H119ZM154 116L155 117V119H156V117H157V119L156 120H154V119H150V118H152L151 116ZM217 115V114H216ZM216 115H214V116H216ZM233 115V114H232ZM232 115H230V117L232 116ZM243 115V114H242ZM1 116V115H0ZM6 116V118H5V120H4V118H1V120L4 122H7L6 120H9V116L8 115H3V117H5ZM86 116V115H85ZM88 116V115H87ZM112 116V115H111ZM110 116V117H111ZM134 116V115H133ZM193 116V115H192ZM213 116V117H214ZM222 116H224L225 117V115H222ZM236 116V115H235ZM239 116V115H238ZM257 116V115H256ZM256 116H254V117H256ZM120 117H122V115L120 116ZM119 117V119H118V121H120V123H121V121H123L122 119H124V117L123 118H120ZM127 117H128V114H127ZM145 117V118H144ZM153 117V118H154ZM160 117V116H159ZM162 117H164L163 115H162ZM179 117V119H181L180 117L181 116H178ZM184 117V116H183ZM191 117V116H190ZM219 117V116H218ZM221 117V116H220ZM224 117H223V121H225L224 120ZM227 117H229L228 115L226 116V119H227ZM242 117V116H241ZM244 117V116H243ZM242 117V118H243ZM72 118V117H71ZM91 118V116L89 117V120H92V119H90ZM113 118V117H112ZM142 118H143V120H142ZM208 118H209V116H208ZM211 118V117H210ZM234 118V117H233ZM235 118H237V117H235ZM240 118V117H239ZM246 118V117H245ZM260 118H262V117H260ZM74 119V118H73ZM81 119V118H80ZM85 119V118H84ZM96 119V118H95ZM94 119V120H95ZM111 119V118H110ZM135 119V118H134ZM149 119V120H148ZM166 119V118H165ZM165 119H163V118H161V119H159V121H162V120H165ZM177 120V122H175L176 124H178V125H176V124H174V122L172 121V125H175V126H177V127H174L175 129L174 130H176V129H178V127L179 128H181L182 127V129H183V127H184V125H186L185 126V128L187 127V125L189 126V124H187V122L186 121H184V123L186 122V124H184V123H182L183 122V120H182V122H181V120ZM185 119H186V117H185ZM230 119V118H229ZM228 119V120H229ZM232 119V118H231ZM257 119V118H256ZM12 120V121H11ZM145 120V121H144ZM148 120V121H147ZM152 120H154V121H152ZM173 120V119H172ZM212 120V119H211ZM218 120H219V118H218ZM227 120V121H228ZM262 120V119H261ZM112 121V120H111ZM116 121V120H115ZM114 121V122H115ZM170 121H171V115H170ZM174 121H176V120H174ZM188 121V120H187ZM189 121H192V120H189ZM197 121V120H196ZM195 121V122H196ZM202 121V120H201ZM215 121H216V119H215ZM221 122H222V120H220ZM230 121H232V120H230ZM257 121H259V120H257ZM4 122V123H5ZM10 122H8L9 124H10ZM74 122H75V119H74ZM84 122V121H83ZM94 122V121H93ZM92 122V123H93ZM97 122V121H96ZM150 122V123H149ZM165 122V123H164ZM216 122H219V121H216ZM250 122V121H249ZM262 123H264V121H261ZM7 123V124H8ZM126 123V124H127ZM161 123V122H160ZM163 123L164 124H162V125H164V127H166V129L168 130V125L169 124H167V122L166 121H163ZM179 123H181V124H179ZM189 123V122H188ZM202 123H203V121H202ZM208 123H210V122H208ZM212 123H214V122H212ZM226 123V122H225ZM252 123H253V121H252ZM254 123H255V121H254ZM253 123V124H254ZM261 123V124H262ZM3 124V123H2ZM94 124V123H93ZM125 123H121V125L120 126H122V127H126V128H129V126L127 127V125L125 124ZM182 124H184V125H182ZM194 124V123H193ZM211 124V123H210ZM218 124V123H217ZM216 123H215V127H216V125H217ZM80 125V124H79ZM112 125V124H111ZM114 125H118L117 123L116 124H114ZM129 125V124H128ZM166 125V126H165ZM206 125V124H205ZM226 125H227V123H226ZM225 124H224V126H226ZM230 125V124H229ZM235 125V124H234ZM240 125H241V122H240ZM246 125V124H245ZM249 126H250V124H248ZM247 125V126H248ZM256 125V124H255ZM1 126V125H0ZM8 126V125H7ZM120 126H113V131L111 130V132H109V134H107L108 136H106L109 140H106V141H108L107 142V146H109L110 144L112 145V147L115 145V148L117 149V147H118V153L120 154H122V151H124V148H121L123 145H125V144H118V143H116V141H117V139H120L122 136H124V134L122 133V136H121V132L120 131H122L123 132V130H124V128H122L123 130H121V127ZM131 126V125H130ZM151 126H154V127H151ZM158 126V125H157ZM190 126H191V124H190ZM220 126V125H219ZM232 125H230V127H231ZM235 126H237V125H235ZM246 126V127H247ZM248 126V127H249ZM260 126V125H259ZM258 126V127H259ZM262 126H264V125H262ZM117 127L119 128V130L117 129ZM133 127V126H132ZM132 127H130L131 129H132ZM156 127V128H155ZM159 127V130H161V128H160V126H158ZM168 127V128H167ZM229 127V126H228ZM238 127V126H237ZM242 127V126H241ZM257 127V126H256ZM261 127V126H260ZM11 130H10V129ZM94 128V127H93ZM109 129L108 130H110V127H108ZM154 128V130L153 131H151L150 129H153ZM162 128H163V126H162ZM227 128V127H226ZM226 128L224 129V128H222V129H224L225 130V133H227V131H226ZM239 128V127H238ZM1 129V128H0ZM112 129V128H111ZM171 129V128H170ZM216 129L218 130L219 128H217L216 127ZM244 129V128H243ZM255 129V128H254ZM76 130V129H75ZM126 130V129H125ZM174 130H172V131H174ZM180 131H181V129H179ZM184 130V129H183ZM182 130V132H184ZM220 130H221V128H220ZM232 130H234V129H232ZM239 130V129H238ZM246 130V129H245ZM251 130H253V127H252V129ZM256 130V129H255ZM10 131V132H9ZM72 131H74V130H72ZM118 131H119V133H118ZM156 131V132H155ZM178 130H176V131H174V132H177ZM219 131V130H218ZM218 131H217V133H218ZM222 131V133H223V130H221ZM248 131V130H247ZM259 131V130H258ZM261 131V130H260ZM102 132V131H101ZM100 132V133H101ZM133 132H135V134L133 133ZM151 132V133H150ZM157 133L156 135H153V133ZM171 132V131H170ZM185 132H192V130L191 131H185ZM184 132V134H187V133H185ZM196 132H198V131H196ZM220 132V131H219ZM228 132H229V130H228ZM107 133H108V131H107ZM116 133H118L117 135H119L120 134V138H119V136H118V138H116L115 139V134ZM150 133V134H149ZM166 133V134H165ZM236 133H237V131H236ZM235 133V134H236ZM244 133H246V132H244ZM262 133V131L260 132V134ZM72 134V133H71ZM89 134V133H88ZM177 134V133H176ZM175 134V135H176ZM205 134H206V131H205ZM210 134H212V133H210ZM216 134V133H215ZM233 134V133H232ZM256 134H257V132H256ZM1 135V136H2ZM90 135H91V133H90ZM90 135H88L87 136V138L89 137H91ZM100 135V134H99ZM125 135H128V134H125ZM129 135H128V142H126V140H125V142L126 143H129V144H131V142H130V140L132 139V138H130L129 139ZM135 135V136H134ZM158 135V136H157ZM174 135V134H173ZM172 135V136H173ZM189 135H191V133L189 134ZM207 135V134H206ZM231 135V134H230ZM240 135V134H239ZM238 135V136H239ZM255 135V134H254ZM70 136H72V135H70ZM101 136H102V134H101ZM153 136H155V137H153ZM164 136V137H165ZM172 136L169 138L170 140H171V138H172ZM177 136V135H176ZM185 136V135H184ZM211 136V135H210ZM209 136V137H210ZM213 136V135H212ZM220 136H222V135H220ZM224 137H225V141H226V136L225 135H223ZM244 136V135H243ZM247 136V135H246ZM246 136H244V138L246 137ZM257 136V135H256ZM5 137V136H4ZM83 137V136H82ZM117 137V136H116ZM124 137H122V140L124 139ZM156 137H158L157 138V140H158V142H156L157 140H156ZM168 137V136H167ZM183 137V136H182ZM231 137V136H230ZM249 137V136H248ZM251 137V136H250ZM262 137H264V136H262ZM78 138V137H77ZM86 138V139H87ZM98 138V137H97ZM144 138V140H142ZM179 138V137H178ZM187 139H188V141H190L189 139H192V138H189V137H186ZM198 138H199V135H198ZM203 138V137H202ZM222 138V137H221ZM232 138H234L233 136H232ZM254 138V137H253ZM259 138V137H258ZM80 139L81 138H79V141H80ZM173 139H174V137H173ZM172 139V140H173ZM181 139V138H180ZM183 139H184V137H183ZM182 139V140H183ZM186 139V140H187ZM212 139V138H211ZM218 139V138H217ZM235 139V138H234ZM240 139V138H239ZM241 139H242V136H241ZM246 139V138H245ZM1 141H2V139H0ZM6 140V139H5ZM12 142H10V141ZM84 140V139H83ZM90 139H88L86 142H88ZM97 140V139H96ZM99 140V139H98ZM100 140H102V139H100ZM121 140V139H120ZM140 140V141H139ZM150 140H155V143L153 142V144H152V142L150 141ZM168 140V139H167ZM175 140V139H174ZM179 140V139H178ZM223 140V139H222ZM230 140V139H229ZM251 140V139H250ZM249 140V141H250ZM256 140H257V137H256ZM259 140H261V139H259ZM91 141V140H90ZM133 141V140H132ZM142 141H144V142H142ZM160 141V142H159ZM188 141H183V142H185V143H187ZM208 141V140H207ZM211 141V140H210ZM225 141H223V142H225ZM3 142V141H2ZM81 142V141H80ZM83 143H84V141H82ZM85 142V144H87V146H88V148L90 149V146H89V143H86ZM169 143H172V141H168ZM168 142H167V144H168ZM175 142H176V140H175ZM182 141H178V143L179 144H177V142H176V144L179 146V145H184L183 147H185L186 145H187V147L185 148V149H188V147H189V145H191V144H180ZM192 142V141H191ZM190 142V143H191ZM195 142H199V140L197 139V141H195ZM214 142V141H213ZM219 142H221V141H219ZM232 142H233V140H232ZM235 142H237V141H235ZM245 142V141H244ZM257 142V141H256ZM9 143V144H8ZM110 143V144H109ZM144 143V144H143ZM205 143V142H204ZM226 143H227V141H226ZM230 143V142H229ZM250 144L252 143V142H249ZM8 146H7V145ZM82 144V143H81ZM117 144L119 145V146H117ZM143 144V145H142ZM150 144H152L153 146H151ZM200 144L202 145L203 143H201L200 142ZM245 144V143H244ZM258 144V143H257ZM2 145H3V143H2ZM111 145H110V148L109 149H111L112 147H111ZM140 145V146H139ZM142 145V146H141ZM150 145V146H149ZM155 145V147L156 148H159L158 146H156ZM177 145H175V147L177 146ZM196 145H197V143H196ZM199 145V144H198ZM200 145V146H201ZM231 145V144H230ZM235 145V144H234ZM254 145V144H253ZM105 147H106V144L104 145ZM126 146H128L127 144L125 145V146H123V147H126ZM130 146V145H129ZM139 146V147H138ZM168 146H169V144H168ZM168 146H167V149H168ZM173 146V151H174V149H175V147H174V145H172ZM172 146H169V147H172ZM178 146H177V148H178ZM205 146H206V144H205ZM217 146V145H216ZM237 146V145H236ZM244 146V145H243ZM247 146V145H246ZM254 146H256V144L254 145ZM101 147V146H100ZM122 149V151H120L119 152V150H120V148ZM154 147V148H155ZM227 147V146H226ZM235 147V146H234ZM237 147H239V146H237ZM79 148H81V146H79ZM86 147L84 146V149H85ZM88 148H86V150L88 149ZM131 148V147H130ZM204 148V147H203ZM240 148V147H239ZM243 148V147H242ZM247 148V147H246ZM255 148V147H254ZM259 148V147H258ZM261 148H262V145H261ZM83 149V150H84ZM101 149H103V147L101 148ZM100 149V150H101ZM109 149H106L105 148V152H104V150H103V153L102 154H100V155H102V156H104V154H107L108 153V151H109V153H110V150ZM133 150H135V148L133 147L132 148ZM153 149V148H152ZM166 148H165V150H167ZM198 149V148H197ZM214 149V148H213ZM244 149V148H243ZM83 150H80V151H78V153L79 152H82ZM96 150H97V148H96ZM96 150L94 151V152H96ZM100 150H98L99 151V153H101V151ZM160 150H162V149H160ZM169 150V149H168ZM203 150V149H202ZM235 150V149H234ZM246 150V149H245ZM248 150V149H247ZM1 151H2V149H1ZM92 151V150H91ZM90 151V152H91ZM112 151H113V148H112ZM112 151H111V153H110V155H113L112 154ZM115 151V150H114ZM149 152V153H151V154H149L148 153V155H145V154H143L144 152ZM176 151V150H175ZM194 151V150H193ZM199 151H201V150H199ZM206 151V150H205ZM208 151V150H207ZM243 152H244V150H242ZM241 151V153H243ZM250 151V150H249ZM259 151V150H258ZM88 152V151H87ZM87 152L86 153H84V155L86 154L87 155ZM126 152H127V150H126ZM126 152H124L123 154H126ZM198 152V151H197ZM197 152H190V155L189 156H192L193 155V158L192 159H195V158H198L200 155H197V157H195L196 156V154H197ZM248 152V151H247ZM262 152V151H261ZM4 153H6V152H4ZM61 153V152H60ZM59 153V154H60ZM76 153H77V151H76ZM93 153V152H92ZM97 153V152H96ZM128 153V152H127ZM143 155H142V154ZM159 153V152H158ZM166 153V152H165ZM208 153V152H207ZM216 153V152H215ZM218 153V152H217ZM229 153V152H228ZM245 153H246V151H245ZM244 153V154H245ZM259 153V154H258ZM257 154H258V156L259 155H261V156H259V158H258V156H257V154H256V156H255V158H258L259 159V161H261L262 163H264V161H262V160H264V155H262V154H264V152H262V154H260V152H258ZM2 154H3V151H2ZM58 154V155H59ZM81 154V153H80ZM83 154V153H82ZM81 154V155H82ZM94 154V153H93ZM122 154V155H123ZM199 154V153H198ZM209 154V153H208ZM214 154V153H213ZM227 154V153H226ZM249 154V153H248ZM248 154H246V156L248 155ZM5 155V154H4ZM74 155V154H73ZM72 155V156H73ZM79 155V154H78ZM77 155V156H78ZM110 155H105L104 157H110ZM128 155V154H127ZM134 155V154H133ZM155 155V154H154ZM156 155H159V154H156ZM195 155V156H194ZM202 155V154H201ZM211 155V154H210ZM210 155H207V156H209V158H212ZM217 155V154H216ZM216 155H214V156H216ZM223 155V154H222ZM250 155V154H249ZM249 155H248V158H249ZM253 155V154H252ZM251 155V156H252ZM71 156V157H72ZM75 156H76V154H75ZM80 156V155H79ZM88 156H90L89 154H88ZM91 156H92V154H91ZM90 156V157H91ZM120 156V155H119ZM123 156H125V155H123ZM130 156V155H129ZM234 156V154L232 155V157ZM245 155H243V156H241L242 158H241V160H239V162L237 161V163L239 164V163H241V166L243 167V160H246V158H243ZM245 156V157H246ZM120 157H122V156H120ZM127 157V156H126ZM131 157V156H130ZM185 157H188V158H186V159H188L186 162H185ZM195 157V158H194ZM202 157H203V155H202ZM218 158H217V161H216V163L218 164L219 162H218V160L220 159L219 157L220 156H217ZM227 157H230L229 155H227ZM237 157V156H236ZM235 157V158H236ZM73 158V157H72ZM71 158V159H72ZM85 158V157H84ZM89 158V157H88ZM112 158V157H111ZM157 158H159V159H157ZM216 158V157H215ZM214 158V159H215ZM221 158H223V156H221ZM235 158H233L234 160H235V162L234 163H236V159ZM238 158V157H237ZM251 158L252 157H250L249 158V163L251 164ZM262 158V159H261ZM4 159V158H3ZM8 159V160H9ZM93 159V158H92ZM229 159V160H228ZM261 159V160H260ZM11 160V159H10ZM109 160V159H108ZM121 160H122V158H121ZM126 160V159H125ZM157 160H159V161H157ZM166 160V159H165ZM213 160V159H212ZM212 160H210V162L212 161ZM223 161H224V158L222 159ZM221 159L219 160V161H222ZM227 160H228V162H227V165H228V163H229V165L230 164H232V162L230 163L229 161L231 160V158H227ZM233 160V161H234ZM238 160V159H237ZM6 162H7V160H5ZM84 161H85V159H84ZM105 161H107L106 160V158H105ZM126 161H128V160H126ZM162 161V162H161ZM166 161H169V160H166ZM165 161V162H166ZM184 161V162H183ZM191 161H193V160H191ZM197 161H198V159H197ZM232 161V160H231ZM246 161H248V160H246ZM17 162V161H16ZM19 162V161H18ZM89 162V161H88ZM121 162V161H120ZM130 162V161H129ZM157 162H159V163H157ZM173 162V161H172ZM214 162V161H213ZM212 162V163H213ZM225 162L226 161H224V163H223V165L225 164ZM245 162V161H244ZM255 162V163H254ZM260 162V163H261ZM136 163V162H135ZM216 163L214 162V167H213V169L215 170V173H216V171H219L220 170V167L221 166H223V165H216ZM256 164L257 166L256 167H258V165L259 166H261L262 168H264V166H262V165H264V164H258V162H256L255 160L254 161H252V164ZM11 164V163H10ZM108 164V163H107ZM113 164V163H112ZM194 164H197V163H194ZM254 164L252 165V167L254 166ZM87 165V164H86ZM219 168L218 170H216V166ZM244 165H245V163H244ZM85 166V165H84ZM125 166V167H124ZM220 166V167H219ZM238 166H240V164L238 165ZM247 166V165H246ZM250 166V165H249ZM6 167H8L7 165H6ZM9 167H10V165H9ZM82 167V166H81ZM226 167V166H225ZM224 167V169H226ZM251 167V168H252ZM255 167V166H254ZM253 167V168H254ZM83 168L84 167H82V170H83ZM207 168V169H208ZM222 168V167H221ZM238 168V167H237ZM250 168V169H251ZM4 169V168H3ZM235 169H236V167H235ZM257 169V168H256ZM258 169H260V167H258ZM5 170V169H4ZM4 170H2L3 172H6V170L4 171ZM8 170H9V168H8ZM10 170H11V168H10ZM209 170V169H208ZM253 170V169H252ZM1 171V172H2ZM70 171V172H69ZM253 171H255V170H253ZM257 171V170H256ZM9 172V171H8ZM220 172V171H219ZM227 172V171H226ZM233 172V173H234ZM246 173V175H245V173ZM10 173H11V171H10ZM83 173H84V171H83ZM227 173H229V172H227ZM242 175H241V174ZM250 173H252V172H250ZM249 173V174H250ZM45 174H46V172H45ZM88 174V173H87ZM213 174V173H212ZM255 174V173H254ZM257 174H259L258 176H257ZM5 175V174H4ZM9 175V174H8ZM77 175V176H76ZM235 177H234V176ZM250 175H252V174H250ZM250 175H249V177H250ZM13 176V175H12ZM79 176H80V174H79ZM82 176V175H81ZM86 176V175H85ZM89 176V175H88ZM87 176V177H88ZM220 176V175H219ZM221 176H222V174H221ZM242 176V177H243ZM262 176H264V175H262ZM15 177V176H14ZM47 177V176H46ZM70 177V178H71ZM90 177V176H89ZM224 177H226V175H224ZM249 177H247V178H249ZM16 178V177H15ZM219 178V179H218ZM236 178V179H237ZM244 178V177H243ZM245 178L244 179H242V180H245ZM67 179V178H66ZM258 179H256V180H258ZM1 180H0V182H1ZM71 180V181H70ZM236 181V180H235ZM237 181V182H238ZM248 181V180H247ZM67 182V181H66ZM78 182V181H77ZM91 182V181H90ZM98 182V181H97ZM239 182H241V180L239 181ZM243 182V181H242ZM93 183V182H92ZM13 184V183H12ZM67 184V183H66ZM87 184H88V180H87ZM90 184V183H89ZM82 185V184H81ZM85 185V184H84ZM239 185V184H238ZM260 185H261V187H260ZM80 186V185H79ZM66 187V186H65ZM93 187V186H92ZM99 188H100V190H99ZM239 188H240V186H239ZM99 191H98V190ZM86 190V189H85ZM89 190V189H88ZM66 191H68V189L66 188ZM97 191V192H96ZM63 192L66 194V196H64V194H63ZM95 192V193H94ZM67 195H69V196H67ZM115 196H118V197H121V205H119L118 204V206H116L115 205V203H114V198H115ZM41 198V197H40ZM249 204V203H248ZM259 204V205H260ZM246 206H247V204H245ZM262 206V205H261ZM240 207V208H241ZM243 208V207H242ZM245 208V207H244ZM243 208V214L244 215H246V216H244V217H248L247 216V211H251V214L253 213V209L252 210H247V209H244ZM262 208V207H261ZM261 208H260V210H258V212H259V215L260 216H264V210H262L261 211ZM228 209H231V215L229 216L230 218H228V216L226 217V210H228ZM82 210V211H81ZM247 212V213H245V211ZM254 211L256 212V210L254 209ZM258 212H257V214H258ZM250 213V212H249ZM241 214V213H240ZM239 214V215H240ZM254 214V213H253ZM257 214H255L256 215V219H258L257 217H259V216H257ZM224 215V216H223ZM223 217V218H220V217ZM241 216H242V214H241ZM226 217V218H225ZM237 217H239V216H237ZM191 218H196L195 219V221L197 220V219H199L200 221H201V223L202 224H200L201 225V227H197V226H195V228L197 229H195V230H193L194 231V233H196L195 235L194 234H190L189 233V230H188V222L190 223V220H193V219H191ZM216 218H220V219H224L225 218V221H224V223L228 226V228L229 229H231L232 231L233 230H237L238 229V232H240V231H242V229L243 230H245V233H244V231H243V233L242 232H240V233H242L241 235L237 232V233H234L235 234V236H237L238 237V240L240 239L241 241L243 240L244 242L243 243H241V241H240V243H239V241H235V242H237V243H239V244H241V245H237L236 247H238V248H240L239 250H237V252H228L225 248H227L226 247V244H228V242H230V244H231V247L233 246L234 248H236L234 245H236L237 243H235L234 244V242H233V237L231 236L232 234L230 233V237H226L225 235H223L222 234V232L220 231L221 229L222 230H224V232L223 233H226V232H228V231H225V230H227L228 228H226V226L223 228V226H221L220 228H217V230H216V226L217 227H219L220 226V223H219V226L218 225H216L215 226V222H217L215 219ZM190 219V220H189ZM249 219V220H248ZM255 219V220H256ZM262 219V218H261ZM260 219V220H261ZM196 221L195 223H191V224H197L198 222H200V221ZM242 220V219H241ZM254 220V221H255ZM221 221V220H220ZM222 221V222H223ZM250 221V222H249ZM257 221V220H256ZM221 222V223H222ZM258 222H259V220H258ZM261 222H264V221H261ZM239 223V222H238ZM257 222H255V224H256ZM260 223V222H259ZM259 223H257V224H259ZM262 224V223H261ZM261 224H259V225H261ZM251 226H253V224H252V222H251V224H250ZM248 226H249V224H248ZM250 226V227H251ZM255 228H253L252 227V229L251 230H253V229H256V226H254ZM194 228V227H193ZM192 228V229H193ZM258 228V227H257ZM261 228V229H260ZM149 229H151V232H149ZM220 229V230H219ZM259 229L260 230H262V226L261 227H259L257 230H258V232H259ZM216 230V231H215ZM240 230V231H239ZM256 230V231H257ZM192 231V232H193ZM247 231V232H246ZM255 231V230H254ZM255 231V232H256ZM234 232V231H233ZM199 233V234H198ZM261 233H262V231H261ZM260 233V234H261ZM190 234V241H186V240H188V235ZM201 234H205V236H204V239H206L205 240V242L203 243L202 241H198L199 240V235H201ZM238 234L240 235V236H238ZM246 234V235H245ZM256 234V233H255ZM191 235L193 236L192 237V239H191ZM229 235V234H228ZM259 235V234H258ZM206 237V238H205ZM232 237V238H231ZM241 237V238H240ZM76 240V244H74V248H73V246H70L69 247V249L70 250H68V245H70V242H71V245H73L72 243ZM81 239V238H80ZM198 239V240H197ZM188 242H190V244L188 243ZM231 242H233V244L234 245H232V243ZM258 242V241H257ZM164 243H166V244H168V246H169V251L168 252H166V253H164L163 251H162V249H161V247H162V245L164 244ZM1 244V243H0ZM81 244V243H80ZM259 244V243H258ZM257 244V246L259 247V245ZM77 245V246H76ZM190 245V246H189ZM262 245H264V244H262ZM261 245V246H262ZM240 246V247H239ZM188 247H190V250L188 249L187 250V248ZM217 248L216 250L215 249H212V248ZM229 247V246H228ZM231 247H230V249H229V251L231 250ZM71 248H72V250L74 249V251H72L71 250ZM210 248L212 249V250H214V251H212V250H210ZM237 248V249H238ZM257 250H258V248L257 247H255ZM262 248H264V246H262ZM76 249H77V251H76ZM235 250V249H234ZM81 252H78L79 254H83L82 253V251L83 250H80ZM232 251H233V249H232ZM73 252H74V255H73ZM84 252V251H83ZM257 251H255V253H256ZM259 252V251H258ZM86 253V252H85ZM235 253H237V255L235 254ZM87 254V253H86ZM236 255V257H235V255ZM258 255V254H257ZM69 256V257H70ZM83 256V255H82ZM85 257L87 256V255H84ZM83 256V257H84ZM88 256H90L89 255V253H88ZM262 256H264V255H262ZM68 257V258H69ZM73 257V258H74ZM77 257V256H76ZM82 257V258H83ZM91 257V256H90ZM89 257V258H90ZM95 257L93 258V255H92V259L94 260L95 259ZM233 257H235V259L233 258ZM66 259L67 261H66V264L68 263V262H70V263H68V264H71V262H73L74 260H75V258L73 259H71V257L69 258V259ZM76 259H79V255H78V257L76 258ZM84 259V258H83ZM88 259V258H87ZM260 259V258H259ZM68 260H70V261H68ZM71 260H73V261H71ZM81 260V258L79 259V261ZM91 260V259H90ZM95 261V260H94ZM93 261V262H94ZM81 262V261H80ZM92 262V263H93ZM95 263V262H94ZM4 264V263H3ZM78 264H81V263H78ZM83 264H86V263H83ZM262 264V263H261Z\"/></svg>", "mask_w": 264, "mask_h": 264}, {"label": "rangeland", "instance_id": "374dc122", "mask_svg": "<svg viewBox=\"0 0 264 264\" xmlns=\"http://www.w3.org/2000/svg\"><path fill=\"white\" fill-rule=\"evenodd\" d=\"M110 1V2H109ZM108 1V3H107V1H106V3L105 2H101V3H103V4H105L106 5V7H107V9H108V7H109V9H110V7H112L111 9H113L114 7H115V3H116V8H117V10L119 11V9L121 8V6H120V8L118 7V5L119 4H122V2H124L123 4H122V10L124 11V9L126 8L128 11H129V13H127V11H126V9H125V12H126V14H127V16L128 15H130V17L128 16V18H129V22H131L130 23V25H132L133 27H134V29L132 28V30H131V32H130V34H129V36L128 35H122V34H120V35H118V34H116V38H114V35H111V39L109 40V38H108V40H109V43H108V40H102L101 41V43H105V42H107L108 44H106V45H112V44H116V43H114L113 41H115V39H116V42H117V45H115L116 47H118L117 49H115L114 50V53L113 54H115V55H117L116 57H115V55H113L112 54V50H113V48L114 47H111L112 48V50H111V48H110V51L108 50L107 52H106V55H105V57L108 59V57H110V55H108L107 53H110V54H112V56L109 58V62L108 61H106V62H104V64H103V62L101 63L100 62V64H99V66L97 65V67H94L95 65H93V64H91V66L93 65V67L95 68L94 70H93V67H92V69H90V70H88V73L90 74V73H92L93 74V72H92V70L95 72L92 76H93V81L92 80H90V78L88 77V78H85V76L84 75H86V72L87 71H83L82 70V72H84V73H82V74H84V75H82V74H79L80 75V77H83V79H85V80H83L82 78L80 79L79 78V75H78V80H77V77L75 76V78L73 79L72 77H74V75H76V74H74V72L72 73L71 72V68H72V66L71 65H67V64H70V63H72V60L70 61V59H72V58H74V57H77V55H78V53H79V51L80 50H82V47H83V49H84V46H83V44L84 45H87L88 44V46L90 47V45L89 44H91L92 45V43L94 44V43H98V40H96L95 39V36H94V34L92 33V35L90 34H88V32L90 31L91 32V28L88 30V27H86L87 29L86 30H88V32L87 33H85V34H83V33H81L80 31L82 30L81 28V26H78V28H76L77 26H73V24L74 23H72L71 22V27H70V25H68L69 24V22L70 21H73L74 20V17L76 16H74V17H72L75 13L73 12V11H71L70 9H69V7L68 6H66V8H64L63 7V16L62 15H58L56 12V9L58 8V5H60V3H59V0H58V2H57V0H56V2H57V6L54 4V2L55 1H53V2H51V0H50V2H48V0H45V2H47V3H53L54 5H55V7H57V8H55V11L56 12H54V6H51V5H53V4H49L47 7H49L48 8V10L50 9V7H52L49 11H51V13L52 12H54L55 14H57L56 16L53 14V17H55L52 21H49V19H48V21L46 20V24H47V28H50V29H46L49 33H50V35H52V36H50V35H48V37L47 38H43V37H41L42 38V41H43V43H44V45H43V43L41 44L40 43V45H43L42 46V48L40 47V45H36L38 48L36 49V47H34L35 49H36V51L38 52H36V51H34L33 49H32V51L30 52L31 53V59L33 60V61H31V63H29V65L31 66V68L33 69V72L34 73H39L40 75H42L41 77H42V85H44L45 87H47L48 88V90H54L55 91V89H53V87L54 88H56V91H58V89L57 88H61V86H62V84H61V82L62 83H65V84H63L65 87L67 86V89L65 88V90L66 91H64V90H60L59 89V93L57 92L56 93V96H57V102H58V104L59 105H61L63 102V104H64V106H66L67 104H68V106H70V110H69V108H68V113L67 114H69V118H68V120L67 121H69V122H73L72 123V126H71V131H70V133H69V135H65V134H62V135H60V136H58L57 137V139H59V140H57V142L59 143L58 144V146H59V148H60V151H59V153H57L56 154V156H54V157H51L50 159H49V164L47 165V168H46V171H41L40 173L41 174H44L45 176V181L42 183L44 186H43V188L42 187H40V185H38L39 186V188H37V191L38 192H40L41 193V191H42V193H41V198L39 197V198H34L33 199V201L30 203V205L28 206V207H26V208H24V210L22 211V212H20L19 214L20 215H18L17 217V221L15 222V223H13V224H11V225H9V227L7 228V231H6V233H5V235L0 239V264H48V262H47V260L45 259V258H43L42 257V253H40V249L37 247V244H38V240H40V236L42 235V236H45V237H47V233H48V229H49V227H50V225L52 224V215H51V209H52V201H53V199H54V189H55V186L57 185V184H60L61 185V187H62V189H63V191H65L66 192V194H71L72 195V191L70 190L69 191V180L68 179H72V175H71V173H70V176H69V173H68V175L66 174L67 172H68V169H70V167H73V168H75L74 169V172L76 171V173H77V177L75 178V182L77 183V184H79V183H81V184H79L78 186H77V188H78V190L81 192L82 190L84 191V194L86 193V192H89V193H92L93 192V190L92 189H95V188H97L98 186H99V177L97 176L98 174V171L100 170V169H102V168H106V167H111V165H115L116 166V164H117V166H118V163H119V166L121 165V163H122V161H123V158H124V165L126 166V164L127 163H129V164H131L130 165V168H131V166L132 167H134V166H136V164H137V161H135V160H138L137 158H139V160H140V156H135V154H137V153H139V152H137L136 151V149L138 150V148H137V145H135V146H131L133 143L132 142H134L135 143V141L136 142H138L137 140H138V137H140L142 134H139L140 136H138V137H136L137 139L135 140V139H133L134 137H133V135H129V133L128 132H125V134H128L129 135V139L130 138H132L131 140H130V142H131V144H129V143H126V142H128V135H125L124 134V131H131V130H133V128L135 129V126H136V124H137V127H136V129L134 130V131H136V132H139V133H141L143 130H146L147 132H149V128L150 127H148V129H144L146 126H148V122H146V126L145 125H143V123H137V122H141L140 121V118H139V116H143L142 114H146V113H141V112H144V111H141L140 112V114H139V116H138V114H137V116H136V114H134V113H137V112H134V111H132L131 112V110L133 109V107L136 109L137 107H140V108H137V110L136 111H138V109H142V110H145V109H143L142 107L143 106H141V102H147V106L148 107H152V109H153V106L155 105V104H152V102H151V100H144L142 97H144L143 95H147V94H150V96H151V99H159L160 100V104L158 103V101L159 100H157V101H154V102H157V104H159V106L161 107L160 109H158L159 111H160V113H159V111H157L158 113H156L157 114V116H158V121H156L157 123H156V125H155V123H154V126H156L155 128H156V130L158 129V131H162V133L161 134H159V135H163V133H164V131L168 134L167 136H160L161 138H159V140L162 142V140H164L165 139V142H163V143H165V146H163L162 147V145H164V144H162V145H160L161 147H159L158 145L159 144H154V147H155V145L156 146H158L159 148H154V147H151V149L149 148L148 150H146V151H149V150H159V151H156L155 153L153 152L152 153V156H150V155H148V153L145 151L143 154H145V155H148L150 158H153L154 159V156L155 157H158L159 156V158L160 157H162V158H164L163 160V162L164 163H172V165H174V166H176L178 169L180 168L181 169V165L183 164V163H181L180 164V162L182 161V160H178L179 161V163H177V161H174V160H177V159H179L178 157H180L181 155H185V154H189L190 155V152H197V154H196V156L195 157H197V155H200L198 158H195V159H192L193 158V155L192 156H189V155H186V156H188V157H190V161H187L189 158L188 157H185V159L186 158H188V159H186L185 160V162L187 161L188 163L189 162H194V160H195V162L194 163H197V164H194V163H192V165L193 166H199V165H202V164H200V163H202L204 160L206 161L207 159L209 160V161H206V163L208 164V166L210 165V163H211V165L209 166V168L207 167V165H206V167H204L205 168V170H207V171H209V173H210V171H211V169H212V173H210V176L212 177H220V178H222V179H225V181H227V183L226 184H228V182L229 181H231V180H229V176H231V179H232V175H229V174H231L230 172H232V170L230 171V167L229 166H231V169L233 168V172H234V170L236 171V175L238 176V171L240 172L241 170H245V167H249V169H248V174H247V177H249V175L250 174H252V175H250V177L249 178H245V176H243L241 173H242V171H241V175L245 178V180H242V179H244L242 176L240 177V176H238V177H240V180H241V182H239L238 181V179L239 178H237V177H235L234 175H235V172L233 173L232 172V174H234L233 176L235 177V179L233 178L232 179V183H234V184H232V186H235V185H237V190L239 191V195H240V197H241V199L243 200L245 197H248V196H246V194H250V192H248L249 190H248V188L250 187H248L247 185L249 184V185H251V181H252V184H253V182H259V180L260 179H258V177L256 178V173L258 172L259 173V171L261 170V172L259 173V174H261L262 173V171H264V168H262L261 166H259L258 165V167H260V169H258V167H256L257 165L256 164H254V168L252 167V161H256V162H258V164H264V163H262L261 161H259V156H261V155H259L258 156V152H260V154H262V152H264V137H262V136H264V126H262V125H264V123H262L261 121H264V92H262V91H264V78H262L261 76H264V75H262V74H264V53H262V51H264V50H259V48L261 49V47H264V46H261V45H264V43H260V44H258V47L256 46L257 44L252 40L253 39V37H254V30L256 31V30H258L259 28L260 29H264V28H261V27H264V26H261V25H264V20H262V19H264V18H262L261 19V16L262 15H264V8H262V7H264V1H260V0H258V2L259 3H257V0H253V1H249V0H245V3H244V0H235V4H236V6H237V11H238V18L236 19V21H238V23L241 25H239L237 22L235 23V21H234V25H235V28L237 29V30H239V34H238V36H241V39H239L238 38V36H237V34H236V37H237V39H239V40H236V41H238L237 43H240L239 44V47H238V51L236 50V51H234V53L235 52H237L238 54H234V60L232 61L234 64H233V67H234V69H236L237 67L239 68V70H243L242 72L244 73H242L241 71H239V70H237L236 69V71L234 70H232V72L230 71V67H229V64L231 65V63H228V60L229 59H223V58H221L219 55L223 52H221V51H219V49L221 48V50H224V49H222V47L221 46H223V45H221L222 43V38L220 39V37L219 36H221L222 35V33H226V30H224L225 28V26L226 25H224V27L222 26L221 27V25H223V24H217V23H219V22H222L223 20H221V18L220 19H218L219 18V15H220V12H219V10H218V12L217 11H215V10H217L219 7V9H223V10H220L221 11V13H227L228 12V7H227V4H228V0L224 3L223 2V0H221L222 2H219L218 0H216L217 2H219V3H221V4H219V3H215L217 6H215V8H214V10H213V8L211 9V15L213 16V15H216V16H218L217 17V19L219 20V22L217 21V19H216V22L217 23H215L214 25H212V26H210V27H208V30H206V32H208L209 31V33H211L212 31H210L209 29H214V31L215 30H217V31H222V32H217V35H216V33L214 34L213 32H212V34L211 35H213L214 37H219V39L218 38H215V40L216 39H218V40H220V43L218 42V44L220 45H217L218 46V51L217 50H215L216 51V53L217 52H221L220 54H216L215 55V51H214V57H212L213 55L212 54H210L211 55V58H210V56L208 57L207 55L205 56V55H201V56H199L198 57V59H200V61H201V58L203 57H207V58H209V60L212 62V63H210L209 64V60H208V63L207 62H204L203 60L205 59H202V61L204 62V63H206V65L201 61V64L200 63H198L199 61H198V59H197V57L195 58V60L197 59V61H195L197 64H194L195 66L194 67H196V68H198V69H195L194 67V69L195 70H191V69H188L187 67L185 68H183L182 70H180V73H179V71L178 72H175L176 70H174V71H172L171 70V64H173V63H171L170 61H168V60H161V62L160 61H155V62H153V63H151L154 59L153 58H151V59H149L150 57H152V56H147V58H141V60L143 61V63H142V65H140L141 64V62L142 61H140L139 59L140 58H138V62H137V60H134V59H132L131 58V60L129 61V60H127V59H129L130 57H128L127 55L128 54H126L127 52H128V50L130 51H134V50H137V49H140V48H144V47H147V46H150V45H152V44H157L158 45V47H159V51L160 52H162L165 48H168L167 46L165 47L163 44H165V42H167V40H163V39H165V37H166V39H167V37H169V36H167L168 34L169 35H171L170 33L173 31L172 29L174 28L173 26H175V24H176V22L178 21V20H181L182 18L181 17H183V16H185V15H183L185 12L182 10V8L180 7H178V6H181L182 5V2L184 1V0H122V2H121V0H113V5H109V3H111L112 4V1L111 0H109ZM114 1H115V3H114ZM193 1V2H192ZM194 1L195 0H185V2L187 3V2H190L191 4H193L194 3ZM230 1H232V0H230ZM238 3H237V2ZM249 1V2H248ZM140 2V3H139ZM239 2H241V3H239ZM253 2V3H252ZM255 2H256V4H255ZM262 2V3H261ZM190 3H187V4H190ZM127 4V5H126ZM129 4V5H128ZM262 4V5H261ZM240 5V6H239ZM242 5V6H241ZM245 5V6H244ZM131 6H133V7H131ZM138 6L141 8H138ZM223 6H225V7H223ZM262 6V7H261ZM68 7V8H67ZM127 7H129V8H127ZM183 7V6H182ZM223 7V8H222ZM242 7V8H241ZM253 7V8H252ZM258 7H259V9H258ZM60 9L59 10H61V7H59ZM71 8V7H70ZM115 8V9H116ZM119 8V9H118ZM138 10H136V9ZM10 9V8H9ZM22 9V8H21ZM72 10H73V8H71ZM110 9V11L112 12V10ZM131 9H133V10H131ZM158 9V10H157ZM161 9V10H160ZM178 9V10H177ZM246 9V10H245ZM16 10H18V6L16 7ZM66 10V11H65ZM68 10V11H67ZM121 10V9H120ZM182 10V11H181ZM212 10H213V12H212ZM240 10V11H239ZM244 10H245V13H244ZM254 10V13H252V11ZM256 10V11H255ZM259 10V11H258ZM135 11V12H134ZM145 11V12H144ZM156 11H159V13L158 14H156L155 12ZM177 11H181V12H177ZM215 11V12H214ZM222 11H224V12H222ZM227 11V12H226ZM261 11V14H260V17L258 16L259 15V12ZM58 12H60V11H58ZM69 12V13H68ZM113 12H117L116 10H113ZM131 12H132V14H131ZM140 12H142V14L143 15H139V14H141ZM148 12V13H147ZM167 14H165V13ZM217 12V13H216ZM135 13V15L134 16H132L133 14ZM164 13V14H163ZM225 13L223 14V15H225ZM256 13H257V15H256ZM60 14H62V12L60 13ZM71 14H73V15H71ZM146 14V15H145ZM178 14V15H177ZM181 14V15H180ZM242 14V15H241ZM247 14V15H246ZM249 14V15H248ZM180 15V16H179ZM222 15V14H221ZM220 15V16H221ZM221 16V17H224V16ZM240 15H241V17H240ZM245 15V16H244ZM252 17H251V16ZM257 17H256V16ZM17 16V17H16ZM14 15V24H15V28H13V29H15L14 30V33H15V38L17 39L18 37L19 38H21L24 34H25V25H24V23H23V18H22V16H18V15ZM59 17V16H61V18L59 17V19L58 20H62V22H60V21H58V22H56L57 21V18L56 17ZM65 16V17H64ZM137 16H139V17H137ZM179 16V19L177 18V21H176V17H178ZM226 16V15H225ZM242 16H244L243 18H242ZM68 17V18H67ZM245 17H247V18H245ZM72 18V19H71ZM76 18V17H75ZM140 18V19H139ZM215 18L216 17H213V20H214V22H215ZM226 18H227V16H226ZM250 18V19H249ZM252 18V19H251ZM137 19H138V22H136L137 21ZM222 19H224V22H222V23H226V20L227 19H225V18H222ZM257 19V20H256ZM261 21H260V20ZM56 20V21H55ZM66 20V22L68 21V26L69 27H67L66 28V26H63V21H65ZM242 20V21H241ZM246 20V21H245ZM259 20V21H258ZM176 21V22H175ZM240 21V22H239ZM54 22H56V24L58 23V24H61V25H59V27H58V25H57V28H54V27H56L55 25V23ZM66 22H65V24H66ZM247 22V23H246ZM260 22V26L259 27H257V24ZM23 23V24H22ZM49 23V24H48ZM242 23V24H241ZM252 23V24H251ZM46 24H45V28H46ZM64 24V25H65ZM76 24V23H75ZM250 24V25H249ZM52 25V26H51ZM135 25V26H134ZM238 25H239V27H238ZM255 27V28H257V29H255L253 26ZM250 26V27H249ZM53 27V28H52ZM62 27H65V28H62ZM245 27V29H243ZM252 27V28H251ZM22 28H24V29H22ZM62 28V29H61ZM70 28V29H69ZM222 28H224V29H222ZM249 28V29H248ZM52 29V30H51ZM56 31H55V30ZM66 29H67V31H66ZM78 29V30H77ZM81 29V30H80ZM84 29V28H83ZM196 28H193L192 30H190V32H191V34L192 33H194V32H196V31H194ZM207 29V28H206ZM247 29V30H246ZM250 29H251V31H250ZM80 30V31H79ZM237 30H236V33H237ZM249 30V31H248ZM253 30V31H252ZM17 32V34H16V32ZM47 31H46V33H47ZM52 31V32H51ZM63 31V32H62ZM64 31H66L65 33H64ZM79 31V32H78ZM192 31H194V32H192ZM198 31V30H197ZM241 31H243L242 32V34H241ZM42 32H44V30L42 31ZM53 32H54V34H53ZM56 32V33H55ZM61 32V33H60ZM83 32H85L84 30H83ZM89 32V33H90ZM136 33V34H133V33ZM246 32V33H245ZM253 32V33H252ZM46 33L44 32V33H42L43 35L45 34L46 35ZM52 33V34H51ZM59 33V34H58ZM67 33V34H66ZM76 33V34H75ZM83 34V36L82 35H80V34ZM219 33H221L220 35H219ZM21 34V35H20ZM48 34V33H47ZM63 34V35H62ZM87 34V35H86ZM175 34V33H174ZM223 34V35H224ZM245 34H246V37H245ZM18 35V36H17ZM118 35V36H117ZM130 35L131 36H133L132 37V39H133V41H132V39H131V37H130ZM216 35V36H215ZM253 35V36H252ZM47 36V35H46ZM49 36H50V39H49ZM85 36H88V39L90 40V41H88V39H87V37H85ZM92 36H94L93 38H92ZM120 36V37H119ZM125 36H127V38L125 37ZM250 38H249V37ZM67 37V38H66ZM124 37V38H123ZM130 37V38H129ZM164 37V38H163ZM114 38V39H113ZM120 38V39H119ZM128 38L129 39H131V40H128ZM245 38V40H242V39H244ZM48 41H47V40ZM82 39V40H81ZM112 39H113V41H112ZM128 40L127 42H126V47H124L125 46V44H124V46L121 44V46H120V43H124V40ZM249 39V40H248ZM160 40V41H159ZM163 40V41H162ZM206 40V39H205ZM222 40V41H221ZM246 40H248V42L246 41ZM3 40L1 39L0 40V43H2V44H0V48H2L3 46V50L4 51H6L7 52V50L9 49H7V47H8V43H6V44H4L5 42L3 41ZM41 41V40H40ZM39 41V42H40ZM41 41V42H42ZM48 42L47 44H46V42ZM88 41L89 43H86V42ZM111 41V42H110ZM131 41H132V43H131ZM158 41V43H156ZM195 41V40H194ZM253 41V42H252ZM82 42V43H81ZM113 42V43H112ZM224 42V41H223ZM251 42V43H250ZM86 43V44H85ZM103 43V44H104ZM216 43H217V40H216ZM244 44V46L242 45V44ZM248 43V44H247ZM46 44V45H45ZM82 44V45H81ZM253 44H255V45H253ZM7 45V46H6ZM113 45V46H114ZM247 45V46H246ZM250 45H251V47L252 48H250ZM109 46L106 48V50L109 48ZM130 48H129V47ZM164 46V47H163ZM241 46H243L242 48H241ZM254 46V47H253ZM260 46V47H259ZM115 47V48H116ZM122 47V48H121ZM119 48L120 49H124V52L122 51V50H119ZM243 48H244V50H243ZM248 48V49H247ZM250 48V49H249ZM7 49V50H6ZM73 49V50H72ZM255 49V50H254ZM257 49V50H256ZM31 50V49H30ZM116 50H117V54H116ZM166 50V49H165ZM250 50V51H249ZM251 50H252V52H251ZM259 50V51H258ZM4 51H2V52H4ZM27 51V53H28V49L26 50ZM26 51L24 50V51H22V60H20V56H21V54H20V56H18V57H16V61L18 60H20V61H24V58H27V56H29L27 53H26ZM249 54L250 53V55L249 56H247L248 54H246V52ZM254 51H255V53H256V55L254 54ZM6 52H4V53H6ZM25 52V53H24ZM36 52V53H35ZM40 52V53H39ZM58 52V53H57ZM59 52H64L63 54L62 53H60L61 54V56H64V54H66L65 56L66 57H68V56H70V55H76V56H74V57H72V56H70V57H72V58H69V60L68 59H66L65 58V60H67V64L65 63L64 64V62L62 63V64H64L65 65V67L66 68H64L65 70L64 71H62V73L63 72H66L67 70L69 71V73L71 74V75H67L66 73H63V74H65V75H63V76H65L64 78L61 76V74L62 73H56L55 71L58 69V71L60 70L59 69V67H57V65H56V63L58 62V63H60V66L62 65L61 64V60H60V58H58L59 57ZM120 52V53H119ZM164 52V51H163ZM162 52V53H163ZM243 55H242V54ZM252 53H253V55H255L254 57L252 56ZM24 54V55H23ZM25 54H27V56L25 57ZM32 54L33 55H35L36 57H38V58H36L35 59V57H34V59H33V56H32ZM39 54V55H38ZM56 54H58L57 56H56V58H55V55ZM203 54H205L204 52H203ZM120 55V56H119ZM124 55H125V57H124ZM108 56V57H107ZM252 56V57H251ZM104 57V58H105ZM128 57V58H127ZM201 57V58H200ZM221 59H220V58ZM17 58H19V59H17ZM41 58V59H40ZM57 60H60V61H58L57 60V62L55 63V66L53 65L54 64V62H53V60L55 61V59ZM120 58H121V60H120ZM206 58V59H207ZM214 58H215V60H214ZM217 58V59H216ZM246 58H248V59H246ZM51 59V60H50ZM87 59H89V57L87 58ZM145 59H148L147 61L145 60ZM213 59V60H212ZM218 59H220L221 60V62H220V60H218ZM241 59V60H240ZM120 60V61H119ZM150 60H151V62H150ZM192 60V59H191ZM193 60H194V58H193ZM227 60V61H226ZM244 60L247 62V64L245 65V63H244ZM259 60H261V61H259ZM2 61H4V60H2ZM47 61H51V62H53V63H47L46 64V62ZM64 61V60H63ZM104 61H105V59H104ZM113 61V62H112ZM119 63H118V62ZM140 61V62H139ZM146 61V63L148 62V63H151V64H153V65H149L150 67H148V69H146L145 68V66L146 65H143V64H145L144 62ZM189 61V60H188ZM188 61H186L187 63H189ZM207 61V60H206ZM225 61V62H224ZM235 61V62H234ZM44 62H45V64H44ZM89 62V61H88ZM126 62V63H125ZM157 62H159L158 64L160 65V66H158L159 68H155V65H157L156 63ZM257 64H255V63ZM262 63V64H260V63ZM111 63V64H110ZM128 63V64H127ZM137 63H139L138 64V66H137ZM187 63H185V64H183L184 66L187 64ZM192 63H194V62H192ZM221 63H223V64H221ZM4 64V63H3ZM2 64V66H6L7 67V60H5V64L3 65ZM22 64H24V63H22ZM37 64H40V65H38V67L40 68L41 67V69L39 70V68H37ZM122 64V65H121ZM125 64V65H124ZM203 64V65H202ZM215 64V65H214ZM249 64V65H248ZM250 64H252L251 66H250ZM25 66L27 65V68H28V63L27 64H24ZM24 65H21V66H23V68H24ZM35 65V66H34ZM43 65V66H42ZM45 65H47V67L45 66ZM51 65H53L54 66V68L53 67H51ZM63 65V66H64ZM113 65H115V66H113ZM126 66V67H124V66ZM183 65H181L182 67H183ZM190 65H191V63H190ZM189 64L187 65L188 67L190 66ZM198 65H200L199 67H197ZM208 65V66H207ZM209 65H210V67H209ZM218 65L220 66L219 67V69H218ZM255 65V66H254ZM1 66V68H4V67H2ZM20 66V65H19ZM20 66V67H21ZM33 66V67H32ZM59 66V65H58ZM140 66V67H139ZM143 66V68L144 69H146L147 71H148V74H147V72H145L147 75H149V74H152V73H149L152 69H151V67H154L155 68V70L153 69L151 72H154L155 71V73H157V72H159V69H160V71L161 72H159L160 74H161V76H162V80H160V81H162V82H160V84H162V85H160L159 84V80L157 81V83H156V85L157 84H159L158 86H169L168 85V81H170L171 83H170V88L168 89L169 91H171L172 89L171 88H173L172 87V81L171 80H176L177 79V76H171V73H178V74H180V75H184V74H186V73H184V74H181V73H183V72H181V71H183L184 69H187L188 70V73L189 74H186V75H188V76H186V77H188V79L190 80L189 81V83H186L187 84V88L188 89H186V90H189V88H190V90H189V93H192V90H193V93H194V95L196 96L197 95V93H198V95L199 96H201L202 97V95L204 96H206V93H205V89H208V91L211 89V87H210V85H206L205 86V84H211V82H213V86H214V88L213 89H215V88H217L218 86L217 85H219V83L221 84V82L224 84V86H225V84L226 83H224L225 81L226 82H228V83H230V84H228V85H226L225 87H227L228 86V88L227 89H229V87L230 86H232L233 88L234 87H236L237 85L235 84V83H238V85L239 84H241L240 86H239V89L238 90H240V91H242L243 93H241L240 91H238L237 93H236V90H232L233 88H231V90L229 89V90H226V89H223V92H222V88H225V87H223V84L221 85V89H220V85H219V87H218V89H216L215 90V92H219V90H220V92L221 93H223V94H225V95H220V96H222V97H224V98H222V99H224L225 101H224V104L222 105V115H225V117L224 116H222V115H220V110H221V108H220V110L218 111L215 107V111H213V109L211 110V109H208V106H209V104H208V102H210V104L212 105V106H214L212 103H215V101H214V99H213V101L214 102H212V100H210V97H211V99H212V96L214 97L215 96V94H217V95H219V94H221V93H215L214 91H213V89H211V91H213V92H211V94H213V95H211L210 94V92H208L207 90V94L209 95H207L206 96V99H205V103L207 104H205L204 102H203V97L201 98H199V99H201L202 100V102L201 103H203L204 105H205V108H204V105L203 104H201V103H198V102H200L198 99H196V100H193V99H195V96L193 95V93L191 94L192 95V98L193 99H190L189 100V97L188 96H190V95H186V94H188V93H185V92H183V91H185V90H182V92L183 93H181V92H179L180 94H182L183 96L182 97H184L185 98V100H187V101H191V103H192V107H196V108H194V110L193 109H187V108H185V107H183V108H185V109H180L179 108V106L182 104V102L180 103L179 101V103L177 102V100H178V98H177V96H181V95H177V93L176 92H174V91H171L172 93L171 94H174V96H173V99H174V97H175V101L177 102V104H179V106H177L178 107V109L180 110V111H183V112H180V111H177V112H180V113H182V114H180V115H178L177 114V112H176V110H177V108H176V104H173L174 105V108H173V105L171 106V103L172 102H174V101H172L173 99H171V97H170V102L167 104V103H165L166 101L168 102L169 100H167V96H171V95H169L170 93H167V91L165 92V91H163V92H165V94H167V96L165 97L164 96V94H163V96L161 95V93H162V89L160 88L159 89V87H155L154 86V89L153 88H149V91H147V93L146 92H144V90L146 91V89H148V87H149V85H152V83L153 82H151L150 84H149V82L150 81H156V78H154V79H152V80H150L149 78L151 77V76H149V77H147L146 79L148 80V81H145L146 79H143V78H145L147 75L146 74H143V75H146L145 77H142V79L144 80V82L143 83H141V84H145L146 82V84L148 85V87H147V85H144V86H146V87H143V86H141V87H143L144 89H143V92L144 93H142V90H141V92L139 91V89H142L141 87H139V89L138 90H133V91H131V89L133 88V86H135L134 84H136V86H138V85H140L139 83V81H142L141 80V78H140V75H138V74H140V73H143L142 71H140L139 70V68H141ZM148 66V65H147ZM165 66H168V68L167 67H165ZM5 67V68H6ZM57 67V68H56ZM98 67H103L102 69H98ZM110 69H109V68ZM111 67H115V68H111ZM174 67V66H173ZM190 67H192V66H190ZM211 67H212V69H211ZM216 67V68H215ZM262 67V68H261ZM19 68V67H18ZM18 68H15V69H12V71L14 72H12L11 70H8V68H6V71L4 70H0V72H1V74H0V76L2 75V73L4 74V79L6 80V77L8 78V77H12L13 78V80H11L12 78H8V79H10V81L13 83H15L16 82V84H14L13 83V85H11V83L9 82V81H7L6 83L4 82L3 84L4 85H1L0 86V88L2 87V89H4L6 92L4 93L3 91L4 90H2V89H0L1 91H0V110H2L3 111V109L4 108H1V107H5V110L7 109V106H9L10 105V101H8L9 99H8V95H12L11 93H14V95H16V96H18L17 94H19L20 95V97L18 96V97H11L12 99H14V100H12V99H10L12 102L13 101H16V104H19V103H17V101H19L18 99H21V97H23L24 99H22L23 100V102H24V100H26V98H28L27 96L28 95H26L27 94V87H25L26 85L25 84H22V85H20L19 84V82L21 81H19L18 80V78H20V79H22L21 78V73L22 72H24L25 70H26V67L22 70V68H21V70L20 69H18ZM30 68V69H31ZM55 68H56V70H55ZM60 68H62V67H60ZM70 68V69H69ZM124 68V69H123ZM136 68L139 70V73H137V71H136ZM142 68V70L143 71H145L144 69ZM149 68L151 69V70H149ZM203 68V69H202ZM208 68V69H207ZM222 68V70L220 71V69ZM229 68V69H228ZM232 68V67H231ZM255 68V70H256V72H252V71H255V70H253ZM258 70H257V69ZM18 69V70H17ZM32 69H31V71H32ZM44 69H45V71H44ZM49 69V70H48ZM63 69V68H62ZM163 69V70H162ZM216 69V70H215ZM247 69H249V70H247ZM7 70L8 71H10V72H8V73H10V74H8L7 73ZM39 70V71H38ZM54 70V71H53ZM106 70L108 71V72H106ZM112 70V71H111ZM118 70V71H117ZM197 70V71H196ZM224 70H226V72L224 71ZM252 70V71H251ZM36 71V72H35ZM38 71V72H37ZM40 71H42V72H40ZM101 71V72H100ZM114 71V72H113ZM126 71H128V72H126ZM172 71V72H171ZM194 71V72H193ZM201 71V72H200ZM208 73H207V72ZM216 73H215V72ZM217 71H218V74H220V79H221V76H222V74L225 76H222V79H224V80H222L221 79V81H220V79H219V76H217L216 78L218 79V81H220L219 83H218V81H217V83L215 82V81H213V75H216L217 74ZM220 71V72H219ZM247 71V72H246ZM45 72V73H44ZM60 72V71H59ZM111 72H112V74H111ZM120 72V73H119ZM126 74H125V73ZM185 72H186V70H185ZM202 74L203 72V75L201 76V74ZM210 72H213V73H210ZM223 72V73H222ZM236 73V74H234V73ZM240 73V74H238V73ZM260 72H261V74H260ZM19 73V74H18ZM80 73V72H79ZM87 73V74H88ZM154 73V74H155ZM200 75H199V74ZM232 74V75H230V74ZM251 73V74H250ZM253 73V74H252ZM57 74H58V76L60 75V81H58V76H57ZM88 74V75H89ZM109 74H110V76H109ZM154 74H152V76L154 77ZM196 74V75H195ZM204 74H206V75H204ZM210 74H213V75H210ZM217 74V75H218ZM228 74V75H227ZM250 74V75H249ZM255 74V75H254ZM12 75V76H11ZM69 76L68 78H70L69 80H73V82H71V84H73V83H75L74 81H76V83H79V82H83V84L85 85H87L90 81V85L87 87L86 85L85 86H83V84L81 85V83L80 84H78V85H76V91H74V92H78L77 90H79V91H81V92H79V93H81L78 97H81V95H85L84 97H83V99L81 100L82 102H80V100L79 99H81V98H79L78 99V97H77V94L78 93H76V96H75V93L73 94L72 93V91H73V89H72V86L69 84L70 83V81H68V78H66L67 76ZM82 75V76H81ZM113 75V76H112ZM180 75L178 76L179 78H178V80L180 81V79H181V77H183V76H181L180 77ZM194 75L196 76V77H194ZM208 75V76H207ZM237 75V76H236ZM239 75V76H238ZM241 75V76H240ZM244 75H245V77H244ZM250 77H249V76ZM257 75V76H256ZM90 76V75H89ZM197 76H198V78H199V80H200V83L201 82H203V80L201 81V78L203 77V79H205V77H206V79L210 82V83H208V82H205L206 81V79H205V81L202 83V85L204 84V87H202V85L200 86V85H198L199 84V80L197 79V80H195V78H197ZM210 76V78L208 79V77ZM248 76V77H247ZM255 76V77H254ZM62 77V78H61ZM87 77V76H86ZM91 77V76H90ZM108 77V78H107ZM125 77V78H124ZM157 77V76H156ZM159 77L160 76H158L157 77V79H159ZM169 77V78H168ZM171 77H176V78H173V79H171ZM224 77V78H223ZM228 77V78H227ZM230 77V78H229ZM238 77H241V81H240V78H238ZM253 77V78H252ZM1 79H2V77H0ZM92 78V77H91ZM123 78H124V80H123ZM129 78V79H128ZM133 78V79H132ZM152 78V77H151ZM167 80V79H169L168 81H166L165 79ZM216 78H214V80L216 79ZM245 78H246V80H245ZM4 79H2V80H4ZM55 79H57V84H55L56 83V80ZM140 79V80H139ZM161 79V78H160ZM171 79V80H170ZM216 79V80H217ZM227 79H230V80H228L227 81ZM233 79H235V80H233ZM242 79H244V80H242ZM4 80V81H5ZM55 80V83H53V81ZM61 80H64V81H61ZM80 80V81H79ZM82 80V81H81ZM86 80H88V83H87V81ZM130 82H128V81ZM175 80L173 81V83H175ZM182 80V82H183V80H185L184 82H186L187 80L185 79V78H182L181 79ZM237 80V81H236ZM1 81V80H0ZM19 81V82H18ZM95 81V82H94ZM134 81V82H133ZM244 81V82H243ZM247 81V82H246ZM250 81V83H248ZM9 82V83H8ZM128 82V83H127ZM176 82H177V80H176ZM181 82V81H180ZM179 82V84H181ZM188 82V81H187ZM214 82H215V85H214ZM241 82V83H240ZM253 82V83H252ZM261 82V83H260ZM75 83V84H76ZM117 83H119V84H117ZM123 83H125V84H123ZM134 83V84H133ZM178 83V82H177ZM242 83H244V84H242ZM247 83H248V85H247ZM53 84H55L54 86H53ZM74 84V85H75ZM123 84V85H122ZM138 84V85H137ZM176 84V83H175ZM183 84H185V83H183ZM182 84V85H183ZM185 84V85H186ZM189 84V85H188ZM233 84H235V85H233ZM251 84V85H250ZM8 85V86H7ZM21 87H20V86ZM39 85V86H38ZM37 86L38 87H41L42 85H40V84H38ZM53 87H52V86ZM116 85V86H115ZM119 85V86H118ZM126 86L125 88L124 87H122V86ZM130 85H133V86H130ZM174 85V84H173ZM185 85H183V86H185ZM194 85V86H193ZM198 85V86H197ZM212 85V84H211ZM246 85V86H245ZM259 85V86H258ZM18 86V87H17ZM30 86H32V84L30 85ZM44 86H42V88H45ZM71 86V87H70ZM122 88H121V87ZM130 86V89L129 88H127V87H129ZM175 86V85H174ZM177 86V85H176ZM183 86L182 87H180L181 89L183 88ZM202 87L203 89L202 90H200L201 88L200 87ZM212 86V87H213ZM23 87H25V89L26 90H24V91H27V92H25L24 93V91H23ZM49 87H51L50 89H49ZM81 87V88H80ZM85 87H86V89H85ZM120 87V88H119ZM132 87V88H131ZM153 87V86H152ZM185 87V88H186ZM198 87L200 88V89H198ZM242 87V90L240 89ZM257 87V88H256ZM259 87V88H258ZM261 87V88H260ZM18 88H22V89H20V90H22V91H19V89ZM41 88V89H42ZM123 88L124 89H126V90H128V91H130V93H131V96H132V94H134L135 93V96L133 95L132 97L133 98H129L131 101H130V103H128L129 101H128V99H126V98H128V97H130V93H128V91L126 92L125 90V92L123 91ZM135 89H137V87H134ZM165 88V87H164ZM168 88V87H167ZM167 88H165V89H163V90H166ZM179 88V89H180ZM237 88V87H236ZM235 88V89H236ZM243 88H245V89H243ZM119 89H122V94L123 95H121V91L119 90ZM151 89H153V90H151ZM175 89V88H174ZM179 89H177V91H179ZM198 89V90H197ZM248 89V90H247ZM250 89V90H249ZM258 89L262 92H259L258 91ZM95 90V91H94ZM152 92H151V91ZM176 90V89H175ZM224 90L228 93V91L230 92H232L231 94L230 93H228V94H226V92H224ZM61 91H63L64 92V101H62V98H61V100H60V97H61V95L63 96V93L62 94H60L61 93ZM83 91V92H82ZM114 91H115V93H114ZM118 91H120V92H118ZM136 91V92H135ZM198 91H200L201 92V94L198 92ZM203 91H204V93H203ZM244 91H247V92H253V94L251 93H245ZM66 92H69V93H72L71 95H69V96H67V93ZM85 92V93H84ZM91 92V93H90ZM149 92H151V93H149ZM187 92V91H186ZM3 93V94H2ZM17 93V94H16ZM54 93V92H53ZM94 93V94H93ZM95 93H96V95H95ZM111 93L113 94V95H111ZM139 93V94H138ZM140 93H142V94H140ZM176 93V94H175ZM244 93L246 94V95H248V96H246V95H244ZM261 93V94H260ZM7 94V95H6ZM59 94H60V96H59ZM66 94V95H65ZM93 94V95H92ZM118 94H119V96L121 95V98H124L125 97V95H128L129 94V96H127V97H125V99L128 101H125V102H122V99H121V101H120V97L118 96ZM125 94V95H124ZM154 94H156V95H161V96H158L159 98H157ZM231 96H230V95ZM240 94H241V96H240ZM255 94V95H254ZM4 97H3V96ZM88 95V96H87ZM95 95V96H94ZM234 95H236V96H234ZM13 96V95H12ZM66 96L68 97L67 99H66ZM75 98H74V97ZM87 96V97H86ZM112 96L114 97V98H112ZM117 96V97H116ZM137 96H139V97H137ZM148 96V95H147ZM199 96H196L197 98L199 97ZM220 96H216L217 97V100H219L220 101V99L218 98V97H220ZM234 96V97H233ZM238 96H239V99H238ZM250 96V97H249ZM252 96V97H251ZM85 97H86V100H85ZM90 99H89V98ZM106 97V98H105ZM119 97V98H118ZM134 97L137 99V102H139V105L137 104V102H135L134 100ZM182 97H179V98H182ZM191 97V96H190ZM242 99H241V98ZM248 97V99H246ZM260 97H261V99H260ZM4 98H5V101H4ZM6 98H7V101H6ZM18 98V99H17ZM77 98V99H76ZM109 98V99H108ZM112 98V99H111ZM140 98H142V99H140ZM145 98V97H144ZM150 98V97H149ZM184 98H183V101H184ZM187 98V99H186ZM205 98V97H204ZM215 98V97H214ZM236 98V99H235ZM16 99V100H15ZM59 99V100H58ZM66 99V100H65ZM104 99H105V101H104ZM108 99V100H107ZM110 99H111V101H110ZM117 99V100H116ZM138 99H140V101H138ZM148 99V98H147ZM221 99V101H222V103H223V100ZM240 99H241V102H240ZM244 99H246V100H244ZM252 99H253V101L254 100H257V101H252ZM69 100V101H68ZM70 100H72V101H70ZM142 100V101H141ZM215 100H216V98H215ZM239 100V101H238ZM65 101H66V104H65ZM84 101V102H83ZM124 101V100H123ZM165 101V102H164ZM219 101H216V103L218 102L219 103ZM228 101V102H227ZM246 101V102H245ZM260 101V102H259ZM3 102V103H2ZM10 102V103H9ZM20 103L22 102L21 100L19 101ZM70 102H72V103H74V105L72 104V106L70 105L71 103ZM150 102H151V106H150ZM176 102H174V103H176ZM189 102H187V103H189ZM197 102V103H196ZM225 102L227 103V104H225ZM232 102V103H231ZM107 103H108V108H107ZM118 103V104H117ZM132 103H134V104H136L135 106H134V104L133 105H129V104H132ZM191 103H189L190 105H191ZM198 104V105H200L199 107H197L196 106V104ZM217 103V106L216 107H218L219 106V104L221 103H219L218 104ZM239 103L240 104H245V106H246V108L245 107H241V105H240V107H238L239 106ZM246 103H247V105H246ZM249 103H251V104H249ZM258 103H259V105H258ZM6 104V105H5ZM13 105H15V102L14 103H12ZM12 104L10 105V108H11V106H12ZM104 104V105H103ZM116 104V105H115ZM119 104H120V106H119ZM124 104L126 105V107L124 106ZM170 104V105H169ZM189 104L187 105L186 103H185V105L186 106H189ZM228 104H230L229 106H228ZM231 104H232V106H231ZM244 104L242 105V106H244ZM254 104V105H253ZM262 104V105H261ZM23 105H24V103H23ZM104 107H103V106ZM144 105V104H143ZM182 105H184V104H182ZM203 105V106H202ZM18 106V108H20V106L19 105H17ZM17 106H13L14 108H16ZM85 106V107H84ZM221 106V105H220ZM228 107L229 108V111H228V108H225V107ZM249 106H251V107H249ZM255 106V109L253 108ZM12 107V108H13ZM104 109H103V108ZM110 107V108H109ZM112 107V108H111ZM118 107V108H117ZM121 107H124L125 108V110L127 109H130V111L128 110V113H127V111H125L126 112V118L128 119L129 118V116L131 115L130 113H132V115H131V117H130V119H131V121H133L134 122V125H133V123H127V122H130V119L126 122L125 121V115L123 116V114L125 113H123V109L124 108H122V110L120 111V108ZM146 107V106H145ZM144 107V108H145ZM148 107H147V109H148ZM157 107V106H156ZM181 108H182V106H180ZM206 107H207V109H206ZM210 108H213V107H211V106H209ZM260 107V108H259ZM116 108V109H115ZM157 108H159V107H157ZM156 108V109H157ZM219 108V107H218ZM225 108V109H224ZM243 108V109H242ZM246 110H245V109ZM249 108V109H248ZM251 108V109H250ZM262 108V109H261ZM73 109V110H72ZM135 109H133V110H135ZM151 109V108H150ZM149 109V110H150ZM163 109H164V111H163ZM167 109V110H166ZM247 109L251 112V113H248V112H246L247 111ZM253 109V110H252ZM5 110L3 111V113L5 112ZM72 110V111H71ZM106 111V113H104L103 111ZM115 111V113H114V111ZM120 111V113H119V111ZM149 110H147V111H149ZM153 110H155V109H153ZM168 110H171V112L172 113H170V112H168ZM190 110H193V111H195V112H193V111H190ZM202 110V111H201ZM212 112H211V111ZM239 110H240V113H239ZM243 110H245V111H243ZM260 110V111H259ZM7 112H9V114H10V111H11V109L9 110V109H7L6 110ZM89 111V112H88ZM113 111V112H112ZM219 113H218V112ZM234 111V112H233ZM13 112V111H12ZM104 114H103V113ZM117 112V113H116ZM123 114H122V113ZM139 112V111H138ZM154 113H155V111H153ZM162 112H164V113H162ZM166 112H168V113H170V115H171V121H170V115L169 114H166ZM193 112V113H192ZM198 112V113H197ZM224 112H226V113H224ZM246 112V113H245ZM252 112H255V114L254 113H252ZM258 112V113H257ZM260 112V113H259ZM262 112V113H261ZM1 113V112H0ZM77 113V114H76ZM110 113H112V114H110ZM114 113V114H113ZM120 115H119V114ZM154 113H152V112H150V114L152 115V114H154ZM189 113H191L190 114V116H189ZM229 113H231L230 115H232L231 117H230V115H229ZM5 114L6 115H8L9 116V114H7L6 112H5ZM5 114H0L1 116V118H4V120H5V118H6V116L5 117H3V115H5ZM13 113H11V115H12ZM117 114V115H116ZM127 114H128V117H127ZM148 114V113H147ZM147 114L145 115V116H147ZM217 114V115H216ZM243 114V115H242ZM86 115V116H85ZM88 115V116H87ZM112 115V116H111ZM122 115V117H120ZM134 115V116H133ZM149 115V114H148ZM150 115V116H151ZM162 115L164 116V117H162ZM193 115V116H192ZM214 115H216V116H214ZM229 116V117H227V119H226V116ZM236 115V116H235ZM239 115V116H238ZM257 115V116H256ZM91 116V118L90 119H92V120H89V117ZM111 116V117H110ZM155 116V115H154ZM154 116H151L152 118H150V119H154V120H156L157 119V117H156V119H155V117ZM160 116V117H159ZM178 116H181L180 118L183 120V122H182V120L181 119H179V117ZM184 116V117H183ZM208 116H209V118H208ZM214 116V117H213ZM219 116V117H218ZM221 116V117H220ZM243 118H242V117ZM254 116H256V117H254ZM72 117V118H71ZM113 117V118H112ZM119 117L120 118H123L124 117V119H122L123 121H121V123L123 122V123H127L126 125H127V127L129 126V128H126V127H122V126H120L121 125V123H120V121H118V119H119ZM148 117V116H147ZM154 117V118H153ZM185 117H186V119H185ZM211 117V118H210ZM223 117H224V120L225 121H223ZM234 117V118H233ZM235 117H237V118H235ZM240 117V118H239ZM246 117V118H245ZM260 117H262V118H260ZM1 118H0V132H1V130L3 129V127L2 126H4V129L3 130H7V128H5V126L6 127H11L10 125H11V123L12 122H10V118H11V116H9V120H6L7 122H3L2 120H1ZM75 119V122H74V119ZM81 118V119H80ZM85 118V119H84ZM96 118V119H95ZM111 118V119H110ZM135 118V119H134ZM145 118V117H144ZM161 118H163V119H165V120H162V121H159V119H161ZM218 118H219V120H218ZM230 118V119H229ZM232 118V119H231ZM257 118V119H256ZM7 119V118H6ZM95 119V120H94ZM173 119V120H172ZM181 120V122L182 123H184V121H186L187 122V124H189V126L187 125V127L185 128V126L186 125H184V124H186V122L184 123V124H182V125H184V127H183V129H182V127L181 128H179L178 127V129H176V130H178L177 132H174V131H176V130H174L175 128L174 127H177V126H175V125H172V121L174 122V124H176L175 122H177V120ZM212 119V120H211ZM215 119H216V121H219V122H216L215 121ZM229 119V120H228ZM262 119V120H261ZM112 120V121H111ZM116 120V121H115ZM142 120H143V118H142ZM149 120V119H148ZM147 120V121H148ZM154 120H152V121H154ZM174 120H176V121H174ZM188 120V121H187ZM189 120H192V121H189ZM197 120V121H196ZM203 121V123H202V121ZM220 120H222V122L220 121ZM228 120V121H227ZM230 120H232V121H230ZM257 120H259V121H257ZM12 121V120H11ZM84 121V122H83ZM94 121V122H93ZM97 121V122H96ZM115 121V122H114ZM145 121V120H144ZM163 121H166L167 122V124H169L168 125V130L166 129V127H164V125H162V124H164L163 123ZM196 121V122H195ZM250 121V122H249ZM252 121H253V123H254V121H255V123L253 124L252 123ZM8 122H10V124L8 123ZM94 124H93V123ZM161 122V123H160ZM189 122V123H188ZM208 122H210V123H208ZM212 122H214V123H212ZM227 123V125H226V123ZM240 122H241V125H240ZM3 123V124H2ZM8 123V124H7ZM118 124V125H114V124ZM150 123V122H149ZM194 123V124H193ZM215 123L217 124L216 125V127L217 128H219L218 130L220 131H218L217 129H216V127H215ZM262 123V124H261ZM80 124V125H79ZM112 124V125H111ZM124 124V125H125ZM129 124V125H128ZM179 124H181V123H179ZM190 124H191V126H190ZM206 124V125H205ZM224 124L226 125V126H224ZM232 125L231 127H230V125ZM237 125V126H235V125ZM246 124V125H245ZM248 124H250V126L248 125ZM256 124V125H255ZM8 125V126H7ZM131 125V126H130ZM145 126L144 128H143V130H142V127L140 128V126ZM160 126V128H161V130H159V127L158 126ZM176 125H178V124H176ZM220 125V126H219ZM249 127H248V126ZM261 127H260V126ZM113 126H120L121 127V130H123L122 128H124V130H123V132L122 131H120L119 130V128L117 127V129L121 132V136H122V133L124 134V136L127 138H125L124 136H122V137H124V139L122 140V137L120 138V134L119 135H117L118 133H119V131H118V133H116L115 134V139L116 138H118V136H119V138L121 139H117V141H116V143H120L121 145L122 144H127L128 146H126V147H123V146H125V145H123L121 148H124V151H122V149L120 148V150H119V152L120 151H122V154L124 153V152H126V150H127V152H126V154H123V155H125V156H123L121 153L119 154L118 153V147H117V149L115 148V145L112 147V145H111V147L113 148V151H112V148L111 149H109L110 148V145L109 146H107V142L108 141H106V140H109L106 136H108L107 134H109V132H111V130L113 131L114 129H113ZM133 126V127H132ZM154 126H151V127H154ZM162 126H163V128H162ZM166 126V125H165ZM174 126V127H173ZM229 126V127H228ZM242 126V127H241ZM247 126V127H246ZM257 126V127H256ZM259 126V127H258ZM94 127V128H93ZM108 127H110V130H108L109 128ZM130 127H132V129L130 128ZM227 127V128H226ZM252 127H253V130H251L252 129ZM112 128V129H111ZM147 128V127H146ZM171 128V129H170ZM220 128H221V130H223V133H222V131L220 130ZM222 128H226V131H227V133H225V130L224 129H222ZM244 128V129H243ZM256 130H255V129ZM10 129V128H9ZM76 129V130H75ZM126 129V130H125ZM179 129H181V131L179 130ZM232 129H234V130H232ZM239 129V130H238ZM246 129V130H245ZM3 130H2V133H3ZM11 130V129H10ZM72 130H74V131H72ZM151 131H153L154 130V128L153 129H150ZM172 130H174V131H172ZM182 130L185 132V131H191L192 130V132H185V133H187V134H184V132H182ZM228 130H229V132H228ZM248 130V131H247ZM259 130V131H258ZM262 131V133L260 134V132ZM8 131V130H7ZM102 131V132H101ZM107 131H108V133H107ZM171 131V132H170ZM196 131H198V132H196ZM205 131H206V134H205ZM217 131H218V133H217ZM236 131H237V133H236ZM10 132V131H9ZM101 132V133H100ZM132 132V131H131ZM156 132V131H155ZM244 132H246V133H244ZM256 132H257V134H256ZM2 133H0V139H2V141L0 140V180H1V177H2V180L4 181V180H8L9 181V183L11 184V186H13V188L15 187V189H20V188H22L21 186H20V180H19V178H18V176H16L14 173L12 174V170H13V168L16 166V165H20L21 163H20V161L22 162V156H20V157H18V158H16L15 160L13 159V158H11L10 157V159L8 158V156H9V154H10V156H12L11 155V152L8 154V152H9V150H10V145L8 146L7 144V146L8 147H10V148H6V146H5V141H7L8 142V138H10L9 136H8V138L6 137V135H8L9 133H6L5 135H2ZM72 133V134H71ZM89 133V134H88ZM90 133H91V135H90ZM134 134H135V132H133ZM151 133V132H150ZM149 133V134H150ZM153 133V132H152ZM165 133V134H166ZM177 133V134H176ZM191 133V135H189ZM210 133H212V134H210ZM216 133V134H215ZM233 133V134H232ZM236 133V134H235ZM4 134V133H3ZM100 134V135H99ZM101 134H102V136H101ZM145 134H146V132H145ZM145 134L143 135L144 137H145ZM148 134V133H147ZM147 134H146V139H148L147 137H149V136H147ZM157 134V133H156ZM155 133H153V135H156ZM174 134V135H173ZM177 136H176V135ZM231 134V135H230ZM240 134V135H239ZM255 134V135H254ZM2 135V136H1ZM70 135H72V136H70ZM88 135H90L91 137L89 138H87V136ZM106 135V136H105ZM136 135V134H135ZM134 135V136H135ZM173 135V136H172ZM185 135V136H184ZM198 135H199V138H198ZM211 135V136H210ZM213 135V136H212ZM220 135H222V136H220ZM223 135H225L226 136V141H227V143H226V141H225V137L223 136ZM239 135V136H238ZM246 136L245 138H244V136ZM257 135V136H256ZM5 136V137H4ZM83 136V137H82ZM117 136V137H116ZM132 136V137H131ZM142 136V137H143ZM158 136V135H157ZM172 136V138H171V140L169 139L170 137ZM184 137V139H183V137ZM210 136V137H209ZM231 136V137H230ZM232 136L235 138H232ZM241 136H242V139H241ZM249 136V137H248ZM251 136V137H250ZM78 137V138H77ZM98 137V138H97ZM142 137H140V138H142ZM153 137H155V136H153ZM173 137H174V139L176 140V142H177V144H179L178 143V141H182L180 144H191V145H189V147H188V149H185L186 147H187V145L185 146V147H183L184 145H177L176 144V142H175V140L173 139ZM179 137V138H178ZM186 137H189V138H192V139H189L190 141H188V139L186 138ZM203 137V138H202ZM222 137V138H221ZM254 137V138H253ZM256 137H257V140H256ZM259 137V138H258ZM79 138H81L80 139V141H79ZM87 138V139H86ZM157 138L158 137H156V140H157ZM181 138V139H180ZM212 138V139H211ZM218 138V139H217ZM240 138V139H239ZM6 139V140H5ZM10 139H12V137L10 138ZM84 139V140H83ZM88 139H90L88 142H86ZM97 139V140H96ZM99 139V140H98ZM100 139H102V140H100ZM168 139V140H167ZM173 139V140H172ZM179 139V140H178ZM183 139V140H182ZM187 139V140H186ZM197 139L199 140V142H195V141H197ZM223 139V140H222ZM230 139V140H229ZM251 139V140H250ZM259 139H261V140H259ZM13 140V139H12ZM125 140H126V142H125ZM133 140V141H132ZM142 140H144V138L142 139ZM208 140V141H207ZM211 140V141H210ZM232 140H233V142H232ZM250 140V141H249ZM10 141V140H9ZM82 141H84V143L82 142ZM140 141V140H139ZM145 141V140H144ZM144 141H142V142H144ZM151 142H152V144H153V142L155 143V140H150ZM159 141V142H160ZM168 141H172V143H169ZM183 141H188L187 143H185V142H183ZM192 141V142H191ZM214 141V142H213ZM219 141H221V142H219ZM223 141H225V142H223ZM235 141H237V142H235ZM245 141V142H244ZM257 141V142H256ZM11 142V141H10ZM85 142L86 143H89V146H90V149L88 148V146H87V144H85ZM156 142H158V140L156 141ZM167 142H168V144H169V146H172V145H174V147H175V145H177L178 146V148H177V146L175 147V149H174V151H173V146L172 147H169L168 146V144H167ZM191 142V143H190ZM200 142L201 143H203L202 145L200 144ZM205 142V143H204ZM230 142V143H229ZM249 142H252L251 144L249 143ZM2 143H3V145H2ZM12 143V142H11ZM82 143V144H81ZM196 143H197V145H196ZM245 143V144H244ZM258 143V144H257ZM9 144V143H8ZM106 144V147L104 146ZM117 144V146H119ZM144 144V143H143ZM142 144V145H143ZM152 144H150L151 146H153ZM199 144V145H198ZM205 144H206V146H205ZM231 144V145H230ZM235 144V145H234ZM256 144V146H254V145ZM130 145V146H129ZM141 145V146H142ZM149 145V146H150ZM201 145V146H200ZM217 145V146H216ZM239 146V147H237V146ZM244 145V146H243ZM247 145V146H246ZM261 145H262V148H261ZM79 146H81V148H79ZM84 146L86 147V148H88L87 150H86V148L84 149ZM101 146V147H100ZM140 146V145H139ZM138 146V147H139ZM167 146H168V149H167ZM227 146V147H226ZM235 146V147H234ZM103 147V149H101ZM131 147V148H130ZM135 148V150H133L132 148ZM204 147V148H203ZM244 149H243V148ZM247 147V148H246ZM255 147V148H254ZM259 147V148H258ZM96 148H97V150H96ZM105 148L106 149H109L110 150V153H111V151H112V154L113 155H110V153H109V151H108V153L107 154H104V156L106 155H110V157L108 158V157H104V156H102V155H100V154H102L103 153V150H104V152H105ZM153 148V149H152ZM165 148L167 149V150H165ZM198 148V149H197ZM214 148V149H213ZM1 149H2V151H3V154H2V151H1ZM84 149V150H83ZM101 149V150H100ZM160 149H162V150H160ZM203 149V150H202ZM235 149V150H234ZM246 149V150H245ZM248 149V150H247ZM80 150H83L82 152H79L78 153V151H80ZM92 150V151H91ZM96 150V152H94V151ZM98 150H100L101 151V153H99V151ZM115 150V151H114ZM176 150V151H175ZM194 150V151H193ZM199 150H201V151H199ZM206 150V151H205ZM208 150V151H207ZM242 150H244V152L242 151ZM250 150V151H249ZM259 150V151H258ZM76 151H77V153H76ZM88 151V152H87ZM91 151V152H90ZM241 151L243 152V153H241ZM245 151H246V153H245ZM248 151V152H247ZM262 151V152H261ZM4 152H6V153H4ZM87 152V155L85 154L84 155V153H86ZM94 154H93V153ZM159 152V153H158ZM166 152V153H165ZM209 154H208V153ZM216 152V153H215ZM218 152V153H217ZM229 152V153H228ZM82 155H81V154ZM193 153V154H194ZM199 153V154H198ZM214 153V154H213ZM227 153V154H226ZM245 153V154H244ZM250 155H249V154ZM258 153V154H257ZM5 154V155H4ZM59 154V155H58ZM74 154V155H73ZM75 154H76V156H75ZM80 156H79V155ZM88 154L91 156V154H92V156L90 157V156H88ZM128 154V155H127ZM134 154V155H133ZM142 154V153H141ZM142 154V155H143ZM149 154H151V153H149ZM155 154V155H154ZM156 154H159V155H156ZM203 155V157H202V155ZM211 154V155H210ZM217 154V155H216ZM223 154V155H222ZM234 154V156L232 157V155ZM246 154H248L249 155V158L250 157H252L251 158V164L249 163V158H248V155L246 156ZM253 154V155H252ZM256 154H257V156H258V158H255V156H256ZM8 155V156H7ZM73 155V156H72ZM78 155V156H77ZM122 156V157H120V156ZM131 157H130V156ZM183 155V156H184ZM207 155H210L212 158H209V156H207ZM214 155H216V156H214ZM227 155H229L230 157H227ZM243 155H245L243 158H246V160H248V161H246V160H243V167L241 166V163H239L240 164V166H238L239 164L237 163V161L239 162V160H241V156H243ZM252 155V156H251ZM262 155H264V154H262ZM73 158H72V157ZM127 156V157H126ZM217 156H220L219 158L222 160L223 158H224V161H226L225 162V164L223 165V163H224V161L222 160V161H219L218 160V164L220 165H223V166H219L220 167V172L219 171H216V173H215V170L213 169V167H214V162L216 163V161H217ZM221 156H223V158H221ZM238 158H237V157ZM85 157V158H84ZM89 157V158H88ZM112 157V158H111ZM137 157V158H136ZM206 157H208L207 159H206ZM216 157V158H215ZM236 157V158H235ZM4 158V159H3ZM72 158V159H71ZM93 158V159H92ZM105 158H106V160L107 161H105ZM121 158H122V160H121ZM159 158H157V159H159ZM180 158H182L183 159V157L181 156ZM205 158V159H204ZM215 158V159H214ZM227 158H231V160L229 161L230 163L232 162V164H230L229 165V163H228V165H227V162H228V160H227ZM233 158H235L236 159V163H234L235 162V160L233 159ZM9 159V160H8ZM84 159H85V161H84ZM109 159V160H108ZM128 160V161H126V160ZM169 160V161H166V160ZM197 159H198V161H197ZM204 159V160H203ZM213 159V160H212ZM238 159V160H237ZM262 159V158H261ZM260 159V160H261ZM5 160H7V162L5 161ZM159 160H162L161 158L159 159ZM159 160H157V161H159ZM191 160H193V161H191ZM210 160H212L211 162H210ZM216 160V161H215ZM234 160V161H233ZM17 161V162H16ZM19 161V162H18ZM89 161V162H88ZM121 161V162H120ZM130 161V162H129ZM166 161V162H165ZM173 161V162H172ZM214 161V162H213ZM242 161V160H241ZM245 161V162H244ZM262 161H264V160H262ZM136 162V163H135ZM162 162V161H161ZM184 162V161H183ZM200 162V163H199ZM213 162V163H212ZM261 162V163H260ZM11 163V164H10ZM108 163V164H107ZM113 163V164H112ZM157 163H159V162H157ZM175 163H176V165H175ZM204 163V162H203ZM244 163H245V165H244ZM87 164V165H86ZM109 164H111V165H109ZM129 164H127V166L126 167H128L129 166ZM217 163H216V165H218ZM6 165L8 166V167H6ZM9 165H10V167H9ZM85 165V166H84ZM215 165V166H216ZM247 165V166H246ZM250 165V166H249ZM84 167L83 168V170H82V167ZM124 166V167H125ZM226 166V167H225ZM262 166H264V165H262ZM224 167L226 168V169H224ZM235 167H236V169H235ZM238 167V168H237ZM241 167V170H239V168ZM252 167V168H251ZM6 170V172H3L2 170H4V169ZM8 168H9V170H8ZM10 168H11V170H10ZM100 168V169H99ZM135 168H137V166L136 167H134V169H132V170H135ZM209 170H208V169ZM211 168V169H210ZM251 168V169H250ZM257 168V169H256ZM219 168L216 166V170H218ZM255 170V171H253V170ZM4 170V171H5ZM243 170V171H244ZM257 170V171H256ZM2 171V172H1ZM9 171V172H8ZM10 171H11V173H10ZM83 171H84V173H83ZM229 172V173H227V172ZM246 171V170H245ZM45 172H46V174H45ZM70 172V171H69ZM246 172V173H247ZM250 172H252V173H250ZM88 173V174H87ZM245 173V172H244ZM246 173H245V175H246ZM250 173V174H249ZM255 173V174H254ZM5 174V175H4ZM9 174V175H8ZM79 174H80V176H79ZM221 174H222V176H221ZM259 174H257V176L259 175ZM13 175V176H12ZM82 175V176H81ZM86 175V176H85ZM90 177H89V176ZM220 175V176H219ZM224 175H226V177H224ZM253 175L255 176V178L256 179H258V180H256L254 177H253ZM262 175H264V174H261V180L262 181H260L259 183L261 184V182H262V184H264V176H262ZM16 178H15V177ZM47 176V177H46ZM88 176V177H87ZM71 177V178H70ZM229 177V178H228ZM67 178V179H66ZM226 178L229 180H226ZM237 178V179H236ZM242 178V179H241ZM250 178H252V180L250 179ZM219 179V178H218ZM249 179L251 180V181H249ZM253 179H255V181H253ZM2 180H1V182L0 183H2ZM87 180H88V184H87ZM236 180V181H235ZM248 180V181H247ZM67 181V182H66ZM71 181V180H70ZM78 181V182H77ZM91 181V182H90ZM98 181V182H97ZM238 181V182H237ZM243 181V182H242ZM244 181H246V183L248 182V184L245 186V183H244ZM93 182V183H92ZM257 182V183H258ZM13 183V184H12ZM67 183V184H66ZM90 183V184H89ZM97 183H98V185H97ZM258 183V184H259ZM85 184V185H84ZM239 184V185H238ZM261 184V185H262ZM1 185V184H0ZM96 185H97V187H96ZM261 185H260V187H261ZM66 186V187H65ZM93 186V187H92ZM239 186H240V188H239ZM262 186H264V185H262ZM236 187V186H235ZM248 187V188H247ZM66 188L68 189V191H66ZM86 189V190H85ZM89 189V190H88ZM96 190V189H95ZM98 190V189H97ZM99 190H100V188H99ZM98 190V191H99ZM248 190V191H247ZM92 191V192H91ZM97 192V191H96ZM95 193V192H94ZM63 194H64V196H66V194L63 192ZM69 195H67V196H69ZM251 195V194H250ZM249 195V196H250ZM121 197H118V196H115V198H114V203H115V205L116 206H118V204L119 205H121ZM249 203V204H248ZM251 203H253V202H251ZM251 203H250V201H248L247 203L245 202L244 203V205L242 206L244 209H247V210H249L250 208L248 207V205H251ZM261 203L262 204H260V202L259 203H255L256 205L258 204V206H256L255 208H254V203H253V205L254 206H252L251 208L253 209H255L256 210V212L254 211V209H253V213L251 214V211H245V213H247V216L248 217H244V216H246V215H244L242 212H243V208L241 207V203L239 204L238 203V206H234V208H235V210L237 211V210H240L241 212H237V213H241L242 214V216H241V214L239 215H235V216H233V215H231L230 213H231V209H228V210H226L227 212V214H226V217L229 215H231L232 217L230 218L229 216H228V218H230L229 219V221H228V219H227V223L226 224H229L230 225V220H233V221H231V227H229V228H231L232 229V227H233V224H235L234 225V227H237V226H239L240 224H242L243 222H241V221H246V219L247 218H249L250 219V217H252L253 215L255 216L254 217V219L251 221L252 222V224H253V226H251L250 224H251V222L250 223H248V221H246V223H248L249 224V226H248V224H247V226H245L244 224L245 223H243L242 225L244 226V227H247V228H249V229H246V228H244L243 226H241L240 225V227H238V229H241V227H243L245 230H249V232L247 233V235L248 234H252V232H254V236H261L262 234H264V222H261V221H264V216H260L259 215V212H258V210H260V208H261V211L262 210H264V198H262V201H261ZM245 204H247V206L245 205ZM260 204V205H259ZM262 205V206H261ZM79 207H80V205H78ZM76 207L75 208V211L77 212V210L79 211L78 212V214H79V219L80 220H82L83 222L81 223V225H82V229H81V233L85 236V237H83V236H81V237H78V238H75L76 240H77V243L79 244L78 245V247H75L74 246V244H76V240L72 243L73 245H71V242H70V245H68V250H70L69 249V247L70 246H73V248L75 247V248H77V249H79L78 250V252H81L80 250H83L82 251V255L84 256V255H87L86 257L84 256H82L81 254H79L78 252H77V254L79 255V259L81 258V262L79 261V259H76L77 257H78V255H76L75 254V257L74 256H70L71 257V259L74 257L75 258V260L73 261V260H71V261H73V262H71V264H78V263H81V264H83V263H86V264H106V262H103L102 260L101 261H99V258H98V261H97V253H96V251L92 248V250L90 249V247H91V245H90V243H92V241L94 240V239H96V238H98L99 237V235H100V233H99V231H97V229L96 228H94V227H92V225L90 224V223H88L87 221H85L84 222V218H85V216H84V214L85 213H81L80 212V210L78 209L79 207ZM241 207V208H240ZM81 208V207H80ZM252 209H250V210H252ZM82 211V210H81ZM250 212V213H249ZM257 212H258V214H257ZM252 215V216H250V215ZM255 214H257V216H259V217H257L258 219H256V215ZM244 215V216H243ZM224 216V215H223ZM237 216H239V217H237ZM225 217V218H226ZM220 218H223L222 216L220 217ZM218 219V218H216L215 220L217 221V222H215V226L216 225H218L219 226V223H220V226L219 227H217L216 226V230H217V228H220L221 226H223V228L226 226V228H228V226L224 223V221H225V218L224 219ZM253 218V217H252ZM251 218V219H252ZM262 218V219H261ZM191 219H193V220H190V223L188 222V230H189V233L190 234H196V233H194V231L193 230H195L196 228H195V226H197V227H201V225L200 224H202L201 223V221L199 220V219H197L196 221H200V222H198L196 225L195 224H191V223H195L196 221H195V219L196 218H191ZM242 219V220H241ZM248 219V220H249ZM250 219V220H251ZM257 221H256V220ZM261 219V220H260ZM221 220V221H220ZM224 220V221H223ZM255 220V221H254ZM258 220H259V222H258ZM223 221V222H222ZM222 222V223H221ZM226 222V221H225ZM239 222V223H238ZM255 222H257V223H259V224H261V225H259V224H255ZM239 224V225H238ZM225 225V226H224ZM251 226V227H250ZM254 226H256V229H253V230H251L252 229V227L253 228H255ZM262 226V230H260L259 229V232H258V228L259 227H261ZM194 227V228H193ZM233 227V228H234ZM258 227V228H257ZM193 228V229H192ZM227 229V230H225V231H228V232H226V233H223L224 232V230H222L221 228V232H222V234L223 235H225L226 237L228 236V237H230V233L232 234L231 236L233 237V242H234V244L235 243H237V242H235V241H239V243H240V239L238 240V237L237 236H235V234L234 233H237L238 232V229L236 230H231V229ZM197 230V229H196ZM195 230V231H196ZM215 230V231H216ZM245 230H243L242 229V231H240V232H242L243 233V231H244V233H245ZM256 232H255V231ZM193 231V232H192ZM231 231V232H230ZM246 231V232H247ZM261 231H262V233H261ZM149 232H151V229H149ZM230 232V233H229ZM240 232H238L240 235L242 234V233H240ZM256 233V234H255ZM261 233V234H260ZM190 234L188 235V240H186V241H190ZM199 234V233H198ZM229 234V235H228ZM238 234V236H240ZM259 234V235H258ZM246 235V234H245ZM253 235V234H252ZM200 237H199V240L198 241H202L203 243L205 242V240L206 239H204V236H205V234L203 235V234H201V235H199ZM242 236V235H241ZM192 235H191V239H192ZM231 237V238H232ZM81 238V239H80ZM206 238V237H205ZM241 238V237H240ZM258 241V242H257ZM256 241V244H255V247H257L258 248V250L254 247V257L255 258H257L256 260H258L257 262H256V264H264V256H262V255H264V248H262V246H264V245H262V244H264V241H262L261 240V242H260V240H257ZM233 242H231L232 243V245H234L233 244ZM244 241L242 240L241 241V243H243ZM81 243V244H80ZM189 244H190V242H188ZM239 243H237L236 245H234L235 247L237 246V245H241V244H239ZM259 243V244H258ZM257 244L259 245V247L257 246ZM262 245V246H261ZM77 246V245H76ZM190 246V245H189ZM229 246V247H228ZM226 247L227 248H225L228 252H237V250H239L240 248H238V247H236V248H234L233 246L231 247V244H230V242H228V244H226ZM230 247H231V250L229 251V249H230ZM240 247V246H239ZM74 248V249H75ZM238 248V249H237ZM74 249L72 250V248H71V250L72 251H74ZM77 249H76V251H77ZM161 249H162V251L164 252V253H166V252H168L169 251V246H168V244H166V243H164L163 245H162V247H161ZM190 250V247H188L187 248V250ZM212 249H217L216 247L215 248H212ZM211 248H210V250H212ZM232 249H233V251H232ZM235 249V250H234ZM212 251H214V250H212ZM255 251H257L256 253H255ZM259 251V252H258ZM75 252V251H74ZM74 252H73V255H74ZM87 254H86V253ZM88 253H89V255L92 257V255H93V258L95 257V261L90 257V256H88ZM238 253V252H237ZM237 253H235L236 255H237ZM234 254V255H235ZM258 254V255H257ZM95 255V256H94ZM236 255H235V257H236ZM68 256V257H69ZM77 256V257H76ZM67 257V258H68ZM69 257V258H70ZM84 259H83V258ZM90 257V258H89ZM235 257H233L234 259H235ZM66 258V259H67ZM68 258V259H69ZM73 258V259H74ZM88 258V259H87ZM260 258V259H259ZM65 259V263H62V264H66V260ZM91 259V260H90ZM68 261H70V260H68ZM95 263H94V262ZM93 262V263H92ZM68 263H70V262H68ZM67 263V264H68Z\"/></svg>", "mask_w": 264, "mask_h": 264}]
</instances>
